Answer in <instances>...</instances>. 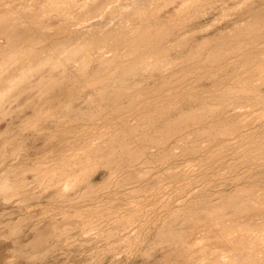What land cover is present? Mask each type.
<instances>
[{"label": "rangeland", "instance_id": "rangeland-1", "mask_svg": "<svg viewBox=\"0 0 264 264\" xmlns=\"http://www.w3.org/2000/svg\"><path fill=\"white\" fill-rule=\"evenodd\" d=\"M6 1L9 2V0H0V2H1L0 4L4 5L7 3ZM16 1L13 2V0H10V3H13L14 8L21 9V10L25 9L23 12H25L28 9V8L22 7L25 5L27 0L26 1L21 0V2H24V4L22 3V6L20 5L21 3L20 4L18 3L19 0L17 2ZM111 1L112 0H85V1L84 0L83 1L82 0H78V1L76 0V1L72 2V5L74 6L76 4V2H79L80 5L78 6V3H77L76 4L77 7L74 6V8H73V6L71 5V0H70V4L68 3L69 0H62L60 2L61 6L56 7L57 10H56V8H54V9L52 8L53 10H50V9L45 10V12L48 11V13H50V14H47V17L45 16L46 13L44 14V9L42 12H40L42 10L41 8H40L39 12H35V13H40L39 16L44 14L43 17L45 16L44 17L45 19L38 18V17H37V19H33V15H34L33 13L34 12H31L29 10H27L29 13L27 12L28 13L27 14L25 12V14H26V17H28V16H29V18L32 17V18H30V21H32L34 23V27L37 23H39V24H37V27H35V28H36V30L39 29L40 31L37 30L35 32L34 31L32 32V35H34V36L36 35L35 37H38L39 32H41L42 34H40V35H43V36L48 34V36L50 35V37H54V36L58 37L59 33H60V35L61 34L64 35L65 33L69 34L70 32H68V31H71L70 34L72 35V37H67V35L65 34V37L61 35L62 37L60 36L59 38L61 40L64 37V39L61 40L62 42L64 41V43L65 42H67L69 44L73 43L70 45L68 44L69 46H72V48H75L77 46L79 47V44L82 45L79 42H81V40L84 36H85L84 37L85 40H87V39L90 40V37H91L90 41H93L95 39V36H97L98 33H102V31L103 32L106 31V29H107L106 27H108L109 29L116 28L118 23L119 24L123 23L122 21H125L127 18H129V17L131 18V16L133 17L135 15L134 12L137 13V15L140 12V14L142 15L143 11L144 12L146 11L147 12L146 17L147 16L149 17L150 14H152V12H153V14L156 13L157 14L156 16H158V18L162 21V23L166 22L165 24L170 23L168 21H170L176 15L174 19H176L178 16V19H176L175 21L180 24L178 26H182V27H177L179 29V31L175 30L176 29L175 27L177 26L178 23L176 24V22H174L175 23V25L173 23L174 27L171 28L173 25L170 27V32H169L170 34L168 33L169 35L167 34L168 36H166V39L164 38L166 40V44H164L165 43L164 39L160 44L161 45L164 44L163 45L164 50L173 49V48H171V46L172 47L176 46L175 44H177V46L179 48L174 47L175 49H173L172 51L169 50L170 52H173L174 50H176L173 53H169V51L167 50L169 55L165 52V55H167V56L165 57L166 60L165 59L164 60L167 62L168 59L170 58L168 61V63L170 61H171L170 63H172V64H170V66L166 62L164 63L162 61L163 59L159 60V63L158 62L156 63V61H157L156 60L155 64L158 65V64H161V62H162L164 67L158 65V68H157V65H155L153 63L154 67H155V70H154L153 64H151L152 65L151 66V65H149V62L143 61L142 63H144V62L148 63V65H147L148 67L146 66L147 70L145 69V71H146L145 72L142 69V68H145V66L143 64H141L140 62H139L140 64L138 66L135 65L136 67H138L135 70L136 67L132 65V62L130 63V60H131L130 59L128 62L130 64L127 63L128 65L126 64L125 66H126V68H128L129 65H132L133 66L132 69L129 70L131 68L130 67L128 69V72H125V67H124L123 68L124 72H123V71L119 70V68L116 69V67H113V65H111L112 62L115 61L114 59L116 57L119 58V56H120L119 54L121 52L126 51V49H123L124 47L122 46L121 42L117 43L118 42L117 40H119L118 38H120L119 34H117L118 38L114 37L117 39V40H114V41H116V43L114 41H112L113 38H110V40L108 39L106 41V43H104V45L102 44V46H97L98 48L100 47L99 48L100 52L97 51V50H99L97 47H96L97 49L93 47L90 49L91 51L87 52V50H86L85 52L82 53V55H80L78 58L75 59V60H79L81 62H79V61L77 62L75 60H74L75 62H73V60H71L72 62L68 61L66 63L63 60V56H57L56 60L52 61V63L56 62V64H50V66H48V64H46L47 67L45 69L43 68L45 66H42V68H40L41 67L40 66L38 68L39 70L41 69L40 71L36 69L37 71H39V73H37V71L35 70V72L29 78H27V81L26 80H25V82L23 81V84L24 83L25 84L20 85L21 88L18 87L13 92L12 91L10 92V93H12V95L10 96V94H9L8 99L6 101V103L8 102L7 105H6V103H4L3 104L4 106H1V108H3V109L0 108L1 109V111H0V133L8 132V134H5V135L0 137V139H1L0 140V163H1L0 164V182H2L4 180L5 170L7 169V167L8 168L14 167V169H13L14 172L16 170L15 168H18L20 170L19 171L16 170L17 174L15 173L13 177L15 178L17 176L18 180H21V179H22V181L24 180L25 184H22L23 186L20 187L23 189V191H21V192L18 191L19 193L15 192L14 194L12 193L11 196H9V194L5 195V194L0 193V264H170V263L174 264L173 262L177 261L178 258H176V260L175 259L173 260V258L175 257L173 251H176V257H178L177 256V252H178V254H180L182 256L184 255V257H186V259H187L188 258L187 256L192 253L193 248H194V251L196 249L195 253L199 252L201 254V251L204 253L202 256L200 255V257L203 259V263H204L207 259L210 260L209 258H207L209 255H210V258H212L211 253L209 254L208 251H209V249L213 250L214 249L213 247H216V244H215V242L213 243L215 246L210 244V242L208 244H206L207 242H205V241H207V240L204 241V239H202L201 237H203V234H206L207 229L208 230H209V228L213 229L215 227L214 226L215 224L211 223L210 226H209V224H207L209 227L206 226L207 228H201L202 231H197L196 234L194 233L193 235L190 234L189 236H187V239L185 238L186 244L184 242H182L183 240L179 239L180 237H178V240H181L180 244L177 243V245H175V243H176L175 241H174L175 242L174 244L170 243V242H169L170 244H168L167 241H168L169 235L167 236V234L165 235V233H164V235L161 234L160 229L162 230V233H163L164 232L163 230H165V227L167 226V220H168L169 216L172 217L170 214H172L173 211L178 212V210H179L180 215L178 213L177 214L180 217H182V216H184L182 214L183 213L182 210L187 211L186 209H188V207L189 208L194 207V210H196L195 207H197V206L198 207L200 206L202 211H204V209L202 208L203 203H205L204 205L209 204V206H210V204H211V206H214V204L216 203V205L218 204L217 207L220 204L222 205V207H223V205H226L225 207H227L228 203L226 204V202H227V201H225L226 198H227V200L230 199L229 198L230 196H233V198H234L233 194H235V192L237 190H239L240 188H241V190H243L244 187H245L244 191L247 193H249V191H250V193L256 192V194L252 193V195H251L252 197H254L253 195H256L257 198H258V196H264V189H263L264 188V153H263L264 152V149H263L264 148V139H263L264 138V135H263L264 134V99H262V97L264 98V85H263L264 81L262 83L261 80H263V79H260L262 77L264 78V76H262L263 74L259 76L260 72L256 73L257 72L256 71L253 73V71H252L253 69L255 70V68H259L256 66L257 64L259 66H261L262 63L264 64V59H263V57H264V27H263V30L261 29V27H259V29H261L262 32L259 30L261 33H258L256 31L258 28L256 29V28H253L252 26H250L251 31L253 28V30L255 29V31L258 33L257 34L255 31H252L253 35L255 32L256 35L258 36L257 37L254 35L255 37H253V38H255V39H253L251 35H250L251 36V38H250V36H249L250 33H248V32H251V31L250 30L248 31L249 27L247 28V26L253 22L252 21L253 18H254V21L257 17L260 18L259 17L260 14L262 15V16L260 15L261 16L260 20L264 19V17H263L264 16L263 15L264 14V0H195V2L192 1L193 3L197 2V4H193L191 2V0H113L112 2ZM62 2L64 5L62 4ZM82 2H83V4H82L83 6L81 5ZM188 2H189V4H188ZM14 3L18 4L19 8L17 7L16 4L14 6ZM31 3H34V2H32V0H29V4H31ZM66 3L69 5V7H67L68 5ZM86 4H87V7L84 6ZM187 4L190 6H188ZM3 5H1V6H3ZM62 5H63V7H62ZM70 5L72 8L70 7ZM4 6H6V5H4ZM118 6L120 7V9ZM125 6L127 9L125 8ZM185 6H187V7H185ZM58 8H59V10H58ZM92 8H94V10ZM87 9L90 11L92 9V12L88 11ZM150 9H152V11H151V13H148V11ZM189 9H190V11H189ZM126 10L128 11L129 14H130V12L133 11L131 13L132 15L131 14L129 15L128 13H126L127 12ZM52 11H54V12H52ZM85 11H87V12H85ZM176 11H182L183 13H181V14H179L180 12L175 13ZM259 11H261V12H259ZM30 12L33 15H31ZM82 12L83 13L89 12L88 13L89 15L83 14ZM124 12L126 13L125 15H124ZM90 13H92V14L90 15ZM254 13H255V15H254ZM257 13H258V15H256ZM25 14H24V18L21 20L22 23H25L24 25H26V23L29 22V21H27V20H29V18L27 19L25 17ZM127 14H128V17L126 18ZM144 14L145 13H143V17L145 16ZM86 15H87V17H86ZM152 15L150 16V18L155 16V15L154 16H152ZM179 15H180V18H179ZM181 15H183V16H181ZM37 16H38V14H37ZM156 16H155V18H156ZM40 17H42V16H40ZM104 17L105 18L107 17V18L105 19ZM143 17H141V16L139 17V20H140L139 22L140 23L142 22V26L147 25V23H150L149 22L150 18L147 17L148 18V20H147V19H145L146 18L145 17L144 18L145 22H143L144 21ZM250 17H251V19H250ZM34 18H36V16H34ZM116 18H117V21L115 20ZM136 18H138V16ZM104 19H105V21H104ZM179 19H182L183 21L180 20L181 22H179ZM249 19H250V21H249ZM112 20L115 21L117 24L115 22H113ZM40 21H42V22H40ZM102 21H104V23H105V24L103 23L104 24L103 26H102ZM161 21H160V23H161ZM107 22H109V23L106 24ZM42 23H43V25H42ZM45 24L47 26L49 25V27L46 28ZM100 24H101V28H100ZM181 24H184V25H181ZM38 25L41 27H39ZM68 25L69 26L71 25L70 27L74 31H72V29ZM74 25H76V26H74ZM89 25H90V27H88ZM93 25H99V26H96L94 28ZM109 25L111 28L109 27ZM241 25H243V26L246 25V26L241 27ZM234 26H236V27L233 28ZM43 27H45V28H43ZM50 27H52V28H50ZM77 27L79 29H76ZM240 27L242 29L244 28L243 30H245V28H246L247 29L246 32H244L242 29H240ZM61 28H62V30H61L62 33H61V31H59ZM64 28H67V29L70 28L71 30L65 31ZM81 28H83V29L80 30ZM99 28L101 30H99ZM236 28H239V29H237V31L239 33L243 32L242 34L245 36H248V38L245 39V37L242 34H240V37L241 36L242 37L240 39H238L239 38L238 37L239 35H237L238 32L234 31V33L236 32L235 35H237L236 37H238V38L236 39V37H233L234 38V39H232L233 42L237 41V43L232 44L230 40H227L229 38L230 39L232 38L231 36H229V38H228L229 34H227V33L230 32V35L233 36L234 33H232V31H233V29L235 30ZM41 29L45 32V34L42 32ZM44 29H47V30L51 29V31L48 30L49 31L48 32L47 30L45 31ZM171 29H172V37H170ZM57 30L59 31V33L57 32ZM77 30L78 31L80 30V32L85 31L86 33L85 32L84 33L87 35L81 34L82 36L79 35V37H78L79 32ZM63 31L65 32L64 34H63ZM91 31H93V33ZM97 31H98V33H97ZM28 32H30V31L28 30ZM72 32H73V34L74 33L75 34L73 35ZM260 34L262 37L259 36ZM29 35H31V32ZM75 35L77 37H75ZM168 37H169V39H168L169 41L167 40ZM259 37H261V38H259ZM4 38L5 37L4 36L2 37V35H1L0 42L2 40V43H4L5 42L4 40L6 39V38L5 39ZM74 38H77V39H74ZM220 38H223L222 39L223 42L221 41ZM256 38H257V40H256ZM69 39H70V41L71 40H74V41L69 42ZM208 39H210V40L208 41ZM224 39H225V41H224ZM241 39H242V42H240ZM212 40H214V41H212ZM215 40H217L219 42H215ZM206 41L209 44L205 45V43H207ZM210 41L214 42V44ZM76 42H78L79 44L77 45ZM238 42H239L241 47L239 46ZM168 43L171 46H169ZM181 43H183L184 45H182ZM221 43L226 44V46H228V47H226L224 44L220 45ZM230 43L232 44V48L230 47V45H231ZM113 44L114 45L117 44L118 46H116V45L115 46H116V48L118 47V49L113 48V46H114ZM203 44L205 46H207V45H209V46L205 47ZM237 44H238V47H240V48L238 50L236 48L237 51L235 50L232 52V49L234 47H237L234 45H237ZM166 45H168V47ZM214 45L216 48H214ZM219 45H220V48L218 47ZM73 46H75V47H73ZM124 46L126 48V45H124ZM165 47H167V49ZM204 48L208 49L209 52L207 53V50ZM209 48L210 49L214 48V49L210 50ZM227 48H228L229 53L226 52V55H224L225 54L224 51H226ZM230 48H231V52L233 54L230 53ZM113 49H115V50L120 49V51H116L118 53H115V51ZM202 49H204V50H202ZM156 50H158V51H154V52H162L163 51L162 46L158 47ZM200 50H202V51L200 52ZM205 50H206V53L204 52ZM58 51H60V50L58 49ZM197 52L200 54H198V56L195 57L194 55H197L196 54ZM216 52H218V53L222 52L223 55L219 54V55H221V57L219 56L221 58V60L218 57V59H215L214 62H211V63H214V65H212V64H211L212 66L207 65L208 60H210L211 56L213 54H215ZM54 53H56V52H53L52 54H54ZM261 53H262V55H261ZM117 54H118V56H117ZM121 54H123V53H121ZM43 55H45V54H43ZM209 57H210V59H207ZM87 59L90 61L91 65L89 63L87 64V62H86V64H84V61H86ZM107 59L109 60L110 63L107 62ZM111 59H113V61H111ZM203 59H206L205 63H207V64L205 66H204L205 63H204ZM82 60H84V61H82ZM104 60H106V61H104ZM212 60L213 59H211L210 61H212ZM217 60H219L220 63ZM249 60H250V62H249ZM119 61H121V58L117 59L116 63ZM131 61H133V60H131ZM210 61H209V64H210ZM251 61L254 62V64ZM258 61L260 63H258ZM176 62H178V63H176ZM215 62H217V63H215ZM245 62L247 63V65L245 64ZM248 62L250 64L252 63L251 66H250V64H248ZM164 64L168 65L169 67L164 65ZM51 65H53L54 68H52ZM115 65H117V64H115ZM252 65H253V67H252ZM254 66H255V68H254ZM149 67H150V69H153L154 71L152 70L153 71L152 72L150 69H148ZM161 67H163V68H161ZM193 67H194V69H193ZM203 67H204V69H203ZM113 68H115L116 70ZM195 68H197V69H195ZM86 69H88V70H86ZM102 69L105 70V73L108 71V73H107L109 75L108 78L110 80H111V78H113L114 79V80L112 79L113 82H111L110 80H107V78H106V80H104V78H102V77L108 76V75H105V73H104V75H103V73H101V72H104ZM189 69L191 70V72ZM249 69H251V70H249ZM84 70H86L85 72L90 71V72H94V73H90V72L88 73L87 72L86 76L82 77V74H84V73H79V72H84ZM95 70H97V73L99 72V75L96 73ZM117 70H119L121 73H119V71H117ZM138 70L141 72L143 70L145 73L144 72H142V73L138 72V74L139 73H141V74H139L138 76L132 77L133 74L136 73ZM126 71H127V69H126ZM130 71L132 72V74H130ZM187 71H188V73H185V74H188V75H185L184 72H187ZM251 71H252V73H251ZM48 72H49V74H48ZM112 72H114V77L112 76L113 74H111ZM143 73H144V75H143ZM161 73L163 75H161ZM245 73L248 74V75L246 74L247 76L254 74L253 76H250V78L252 77L251 78L252 81L255 79V78L253 79L255 74H256L255 77L259 76L260 78L258 77L259 79L256 78V80H254L255 85L253 84V82L250 81L252 84V87L250 86L251 84L250 83L248 84L246 81L243 83L244 84L243 85L242 82L247 77V76L246 77L244 76ZM91 74H93V76L95 75L96 78H98L97 76L101 75V78L99 77V79L97 80L100 83L99 85H98L97 81H95V82L93 81V79H95V77L93 78V76ZM87 75H88V77H87ZM241 75H242V77H241ZM91 76L93 79H91ZM237 76L239 78H242L243 81H241V80L239 81V78ZM78 77L79 78L82 77V80L85 78L88 79L90 77L89 79H91V82L88 79L89 80L88 82H90L89 85L91 86V84L94 83L93 85L95 86V83H96L97 84L96 87L98 89L93 87V85H92L93 88L91 87V89H90V86H89V88L87 89V87L84 86L85 82H87V79H85L86 81L84 80L85 82L82 81L81 85L77 84V88L75 85H74L75 87H73V85H72V87L74 89H72V90L68 89L71 86V84L76 82L75 79ZM179 78H181L183 80H180ZM28 79H29V81H28ZM53 79L55 82L60 83L63 88L68 89V90L64 89L65 91L70 90V91H73V94H76V96H74L71 92V95L76 97L75 100H73V101H69V100H65V101L63 100L61 102L58 101L59 103H62L64 105H66V104L69 105L70 109L68 110V117L65 114H63V112L60 110V107H59L58 109L61 112L58 111L57 115L59 113H62L65 116H62V114H59V116H60L59 118L57 117V115H55V116L51 115V117L49 118V116L46 115L47 110L45 109L44 110L45 113L43 114L44 117H42V119L40 121L37 120L36 117L33 120L32 118H34V117H32V115L35 114V109L32 108L33 107L32 102H34V100L32 101V98L35 99V103L38 102L36 104H39V102H40L39 105H41V106L43 105V107H44V103H42L40 98L45 97L44 95H42L43 93L41 92L40 89H38L36 87V85L40 81H44L45 83H47L49 81H52ZM117 79H119V80H117ZM160 79H163V80H160ZM233 79L237 81L238 87L243 85V86H241V87H243L241 89H243L244 91H246L244 86L247 84H248L246 86L247 88H249V87H250V89L252 88L251 92L255 86V88L260 93V94L257 93V91L254 89L256 94L257 95L259 94V96H260L259 99L258 98H255V99H258L259 101L254 99V97L257 95H254V97H253V95L251 96L249 94V93H251L250 91L248 93H246L247 91L245 92L246 95L247 94L250 95V96H246L247 98L243 97L244 95L242 96V94L240 95L239 92H242V91L237 90L239 88L236 85H234V86L237 88H235V87L233 88V86L231 87V84L233 85V82H235ZM257 79L260 81L255 82V81H257ZM115 80H117V81L115 82ZM167 80H170V81H167ZM119 81H120V83H119ZM88 82L86 83V85L88 84ZM107 82H109V83L111 82V83L109 84ZM126 82L132 84V85L129 84L131 90H129V88H128L129 85L127 86L128 83H126ZM113 83H115V84H113ZM238 83H240L241 85H238ZM259 83H261V84H259ZM107 84H109V85H107ZM124 84L128 88V89L126 88V90L127 91L129 90L128 91L129 93H126L127 91L124 89ZM135 84L137 86H134ZM33 85H34V89H32ZM66 85H67V87H66ZM121 85H122V87L120 88ZM227 85H229L231 87V89L229 86L227 87ZM99 86L100 87L103 86L102 87L103 89L100 88ZM131 86H132V88H131ZM137 87H138V89H137ZM111 88H112V91H111ZM227 88H228V90H234L235 89L238 92L237 91L236 92L229 91L230 93H228V90H226ZM19 89H21L20 91L22 94L20 93ZM74 90H76V92ZM103 90H105V93L103 92ZM223 90H225V91H223ZM247 90H249V89H247ZM100 91L102 94H106V95L105 96L104 95L99 96L101 93H99V95H98V92H100ZM122 91H125V93L124 92L121 93ZM261 92H262V94H261ZM64 93H67V92H64ZM110 93H111V95H109ZM119 93L124 94V95L126 94V95L125 96L123 95V99L121 98L122 95L115 97ZM151 93H152V95H151ZM231 93H233L234 96H236L235 93H238L237 98L233 97V96H227L229 94L231 95ZM253 93H254V91H253ZM51 94L53 96L54 93H51ZM56 94L59 95V93H56ZM224 94H227V95H225L226 97L223 96V97H225V99L223 97L220 98V96L224 95ZM243 94H244V92H243ZM90 95H92V96H90ZM238 95L241 97L239 98ZM89 96L92 98L94 96H95L94 98H97L98 96L100 99H101V97H103V98L101 99V102L97 103L96 102L97 99L96 100L92 99ZM112 97L113 98L114 97L119 98V99H116V100H119V102L118 101H117L118 103L115 102L116 100H114ZM124 97L127 100H125ZM129 97L130 98L133 97L131 99L134 100V98H135V100H137V101L132 100L133 101L132 102ZM199 97L200 98L203 97V98L200 99ZM9 98H11V100ZM79 98H80V100H79ZM214 98H216V99H214ZM12 99L14 101H12ZM90 99H92V101H90ZM100 99H98V101H100ZM110 99L111 100L113 99L112 101H114L115 103L112 102ZM218 99H220V100H218ZM88 100L90 103L87 102ZM94 100L96 103L93 102ZM108 100H110V101H108ZM63 102H66V104ZM84 102H86V103H84ZM212 102H214V103H212ZM83 103H84V105H83ZM31 104H32V106H30ZM58 104H56V102H55L54 106H57ZM62 104H60V106H62ZM97 104H98V106H97ZM115 104H116V106H115ZM46 105L48 106V104H46ZM46 105H45V107L47 108ZM120 105L122 107V108H120V109H122V111L116 110L119 113H117V112L114 113L113 111H115V109H112V108L113 107L119 108ZM95 106H97V108H94ZM103 106H105V107H103ZM155 106H157V107H155ZM152 107L157 108L158 110H160V112L157 110L158 112L156 115V112H155L156 109L155 110L150 109ZM205 107H206V109H205ZM123 108H124V110H123ZM192 108L195 110H193ZM90 109L91 110L93 109L92 111L95 110L96 112H97V110H99V112L102 113V115L100 114L101 116L99 115V117H98L94 114L95 112H92ZM104 109L105 110L107 109L106 112ZM201 109L203 111L200 112L199 110H201ZM76 110H77V112H76ZM152 110H154V111H152ZM165 110H166V112H165ZM90 111H91V113L89 115ZM111 111H112V113H111ZM120 111H121V113H120ZM148 111L152 112V113L154 112V113L153 114L147 113ZM197 111H198V113L200 112L199 113L200 117H197L196 118L197 120L201 119V117H205L206 119H204L203 121L200 120L201 122L198 120V122H197L198 124H196V125L194 124V122H191L190 123L191 126H190V124L187 123L188 119L185 121L184 116H186V118L188 116H191V115H192L191 118L196 117L198 115ZM202 112L206 113V115L204 116L203 115L204 113H202ZM145 113H146V115H144ZM85 114L88 116H86ZM92 114H93V116H92ZM195 114H197V115L195 116ZM79 115L81 117L83 115V117H82L83 119L86 117L85 118L86 120L83 121V119ZM147 115H149V116H147ZM152 115H154V117L156 116L155 119H158V117H159V120H157V121H158V123L160 122V124L163 121L165 122L166 119H167V121H170V120L172 121V119H175V120L177 119V121L174 120L175 122H179L178 119L181 120L182 117L184 119H182L183 121L182 122L180 121L181 123H179V125H178L179 130L178 129L177 130L179 132L177 130L173 131L171 135H167V137L165 136V138H164V135H162L163 136L162 138L160 136V140L163 139V141L161 142V141H158L159 135L155 136V135H157L156 133H153V135H151L152 132L156 131L155 129H156V126L158 125L157 123H155V122H157L156 120H155V122H153V124L155 123L156 126H155V124L154 125L151 124L152 123L151 120L154 121V118L151 119V117H153ZM30 116H31V120L30 119L29 120L31 122L34 121L33 123H31L28 120V118H30ZM45 116H46V118H45ZM75 116L78 117L77 122L73 120V119H77V117L73 118ZM144 116H146L148 119V120L146 119L147 120L146 123L144 121L146 117H144ZM162 116L163 117L167 116V118L166 119L164 118V120H162ZM63 117L66 119V121L68 119H70L68 121L69 122L73 121L74 124L72 122L67 123L68 121L65 122V120L63 121ZM90 117H92L90 119L91 121H89ZM170 117H171V119H170ZM93 118H95L96 120L94 119L92 121ZM139 118H141V119H139ZM53 119H55V120H53ZM124 119H126V120H124ZM142 120H143V122L141 123L140 121H142ZM22 121L23 122L28 121V122H26L28 125L26 123H23ZM79 121H81V122L83 121V122L81 123ZM193 121H195V120H193ZM118 122L124 123V124L123 123L122 124L125 125L123 127V129H125V132L121 127L122 124H119ZM147 123H149V124H147ZM192 123H193V125H192ZM199 123H201V124H199ZM51 124H52V126H51ZM126 124L129 125V128H130V126H131V128L134 126L133 127L134 129L133 128L132 129H133V132L135 134L132 132V130H130L131 128L130 129L128 128V126ZM139 124L141 126H143V128L147 127L151 131H149L147 128H145V130L143 128H140L141 126ZM146 124L149 126H147ZM187 124H188V126H187ZM214 124H216L220 130L219 129L217 130L218 127L217 126H216L217 128L214 127L215 126ZM221 124L223 126L225 125L224 127L225 128L227 127V129L230 128L232 130L231 131L232 133L230 134V133H227V131H225V130L223 131L222 130L223 127H221L222 126ZM22 125H24V126H22ZM38 125L39 126L41 125V126L39 127ZM79 125H80V127H79ZM119 125H120L121 129L123 130V133L118 132L119 131L118 128H120V127H118ZM151 125H153V126H151ZM184 125H185V127H183ZM219 125H221V126H219ZM239 125H241V126H239ZM65 126L67 129H65ZM107 126L110 127L112 130L110 128H108ZM136 127H137L136 130H139L138 133L140 135L138 133L136 134V132H135ZM152 127L153 128L155 127L154 128L155 131L152 130L153 129ZM71 128H74V129L71 130ZM210 128H211V130L215 129V131L217 130L220 132L215 133V132H213V130L211 131ZM237 128L240 130H238ZM18 129H20V131ZM105 129H107V131H105ZM117 129H118V131H117ZM121 129H120V131H121ZM128 129H129V131H131V133L134 136L132 134L131 135L129 134L130 137H128L129 135H123L125 133L126 134L130 133V132H128ZM142 129L144 130L145 133H147L146 130L150 133V135H148L149 137H146L147 142L145 141L146 134L143 132ZM234 130H235V132H234ZM237 130H238V132H237ZM108 131L113 132V134H111L112 132L110 134L115 138V140L117 139V135H115L116 137L114 136L115 132L117 131L118 133H121L120 135L121 136L123 135L124 137L122 138L119 135L120 137H118V138H121V139L117 140V141L119 143H121L122 140H125L126 142L128 141V145H131V146L133 145L132 146L133 148L131 147V150H133V151L138 150V148L141 149V147H142V151H144V149L147 150V151H144V154L141 153V155H140L141 159L139 158L138 161L135 160V162H134V161H131L127 155H124L126 153L125 149H123V148L121 149L122 146H120V147L117 146L119 143L116 141V143H117L116 147H119V149H120L119 153L124 152V154L118 153L119 157L115 156L114 159L116 161H114V163H115L114 165H118V167L121 166V172H123L124 174L121 173L119 175L120 171H118L116 174L114 173V176L115 175H117V176H115L113 178L110 177V175L113 176L112 172H114L115 170L118 169V167L116 168V166H114V165H112L113 169L111 172H109V170H111L110 165H109L110 169L108 168V165H103L104 167L101 166V168H100V166H98L97 168L95 167L96 169L92 168V171H93V169L96 170V172L95 171L91 172L94 174H91L89 172L91 169L87 170V171H82V169L79 167L81 169L79 171L83 172L84 175L81 177V175L83 173H80V174H79V172L77 173V174H79L78 180L75 183H73V185L76 184L78 187L76 185H74V186H70L67 188L66 185L64 184L66 182H64L61 179L62 183L64 184V185L62 184V188L64 187L63 189H59V186H60L59 184H61V182L55 183V185H54V182L59 181V179H60L59 175H57L58 177L57 176L55 177L58 179H55L57 181H54V182L53 181L51 182V180L49 182L48 179L47 180L45 179V176H43L44 170L47 167L51 169V168H55L57 166V162H55V161L58 158L57 159H55V158L58 155L60 156L61 154L65 153L64 149H66L68 145H69L68 146L69 148L67 150H70V151H66V152L75 153V151H77V149H75V148H78L77 145H80L82 142H84L85 144L83 145V143H82L81 147L86 146L87 142H85V141L93 140L92 138H94L93 141L96 142L97 137L100 139H103L105 137V139H104V140H106L105 143L111 142V141H109L110 139H108V140L106 139V138H110L109 137L110 134ZM206 131H207V134H206ZM221 131H222V133H221ZM83 132H84V134H83ZM117 132H116V134H118ZM199 132H201V133L199 134ZM208 132H210V135H212V133L213 134L215 133L214 136H216V134H217V136L212 137L209 135ZM225 132L227 135L223 134ZM101 133H103L104 135H108V134L109 135H108V137H106ZM197 133H198V135H197ZM143 134H145V136ZM203 134H205V135H203ZM63 135H65V136H63ZM99 135H100V137H99ZM141 135L144 137H142ZM17 136H18V138H17ZM102 136H103V138H102ZM136 136H138V137H136ZM139 136H140V139L141 140L144 139L143 141H145L147 144H148V142L153 143V141L156 138H157L156 142H160V143H158V144L156 142L154 144L150 143V145H152V146L148 145L149 146L148 147V146H146L145 142H143L144 144L141 143L140 139H138ZM153 136H155V137H153ZM168 136H170V137H168ZM259 136H263V137L259 138ZM80 137H82V138L80 139ZM152 137L154 140L152 139ZM210 137H212V138H210ZM112 138H111V140H112V142H114L113 141L114 139H112ZM150 138H151V141H150ZM61 139H62V141H61ZM100 139H99L100 143L96 142V143H98L99 146H101L103 144V143L101 144V142H104L103 140L100 141ZM166 139H168V140L166 141ZM10 140L11 141L16 140V142L13 141L14 142L13 143ZM244 140H246V141H244ZM77 141H79L80 143ZM132 141H133V144H130ZM138 141H139V143H138ZM5 142H7L9 146ZM18 142H20V144H22V146H20L18 144ZM90 142L92 143L91 145H93V146L97 145L96 143H93L92 141H90ZM208 142H210V143H208ZM253 142H256L257 144L253 143ZM161 143H163V144H161ZM241 143H244L245 145L244 144L241 145ZM251 143H252V145L255 144V148H257L256 146L259 145L260 147L259 146L258 147L260 149L257 148V149H255V152H253L254 147L251 145ZM107 144H105V145H107ZM248 144H249V146H248ZM4 145H5V147H4ZM10 145H12V146H10ZM6 146H7V148H6ZM73 146H75V147H73ZM136 146L138 148H135ZM261 146L263 148H261ZM17 147H18V149H17ZM128 147L130 148V146H128ZM71 148H72V150H71ZM79 148H80V146H79ZM248 148H250V149H248ZM74 149H75V151H73ZM168 149L170 151H168ZM52 150H55V151L52 152ZM62 150H64V151H62ZM122 150H124V151H122ZM128 150H130V149H128ZM158 150H161V151H159L160 153L158 152ZM220 150H222V151H220ZM258 150H263V152L258 151ZM2 151L3 152L6 151V152H4V154H3ZM61 151H62V153H61ZM216 151H218V152H216ZM256 151L258 152V154H256L257 153ZM1 152L3 155L1 154ZM7 152H8V154H7ZM155 152L156 153L158 152V153L155 154ZM249 152H250V154L252 153L251 156H250ZM5 153L7 154L6 157H5ZM59 153H61V154H59ZM165 153H167L168 156L165 155ZM122 155H124L126 159L123 158ZM257 155H259V156H257ZM154 156L156 157V159ZM4 157H5V159H4ZM7 157H8V159H7ZM121 157L123 158V160ZM166 157H168V158H166ZM118 158L121 159V161L120 160L118 161L117 160ZM127 158L131 161L130 169H132V170L135 169L134 171L130 170V172H129V168H128L129 166L128 165H130V164H129V160ZM150 158H153V161H152V159L150 160ZM158 158H160V159H158ZM3 159H4V161H3ZM157 159L161 160V161H158ZM162 159H164V160L162 161ZM125 160H126L127 165L125 163ZM122 161H124V162L122 163ZM147 161L150 163L148 164ZM157 161H158V163H157ZM53 163H56V164H53ZM119 163L123 164L124 168L122 165H119ZM134 163H135V165H133ZM145 164H146V166H145ZM52 165H53V167H49ZM54 165H56V166H54ZM139 165L141 166V169L139 168L140 167ZM5 166H7V167H5ZM33 166L34 167L36 166L37 168L41 167L43 172H41V169H40V172L43 175L37 176L36 174L38 171H34L35 173L32 172V168H34ZM106 166L108 169L107 168L105 169ZM30 167H31V169L29 170ZM43 167H45V168L43 169ZM102 167H103V169H102ZM131 167H133V168H131ZM125 168H127L128 170L127 169L125 170ZM138 169L141 170L142 172L140 171L141 172L140 173ZM21 170H22V172L20 173V176L23 174L22 177H20L18 174V172H20ZM119 170H120V167H119ZM122 170H124V171H122ZM45 171H48V169H46ZM131 171L133 173H131ZM127 172L129 174L131 173L130 179L132 176L134 179L125 180L124 176L125 177L128 176V174L126 175ZM134 172H135V175H134ZM137 173H138V175H137ZM88 175H90V176L87 177ZM108 176L110 179L108 178ZM135 177L137 179H135ZM158 177H159L160 181H159ZM14 178H12V179L15 180ZM17 178H16V180H17ZM85 179L88 181L87 183H86ZM106 179L108 180V183H107L108 187L106 186ZM112 179H113V181H112ZM123 180H125L126 182H124ZM132 180H133V182H131ZM109 181H111L112 183ZM128 181H130V182L128 183ZM46 183H47V185H46ZM103 183L105 184L104 185L105 188L102 187ZM130 183H132V184H130ZM87 184L88 185L91 184L92 187L93 186L95 187V185H98V190L95 189L94 187H93V189L95 191H91L92 188L87 189V187H90ZM99 184L102 187L101 189L99 188V186H100ZM126 184H128V185H126ZM247 186H248V188L251 187V188H249L250 190H247L248 189ZM252 186L253 187L260 186V187L255 188L256 191H254ZM73 187H75V188L72 189ZM83 187H86V189ZM60 188H61V186H60ZM69 189H70V191L72 189V191L70 192ZM136 189H138V190H136ZM140 189L142 190L141 192L139 191ZM252 189H253V191H252ZM73 190H74V192H73ZM75 190H76V192H75ZM77 190H79V191H77ZM80 190L81 191L83 190L84 192L83 191L82 192L84 194H85L86 190H89V192L91 191L93 193L95 192L96 194H92L91 192L90 193L87 192L86 195H83V193H81ZM99 190H100V193L98 192ZM241 190L237 191V193L240 196V198H242L243 200H245L247 202H244V201L241 202L240 201L241 199L239 198L240 199V200H238V202L240 201L239 204L240 203L241 204L242 203L248 204V202L251 204V202L255 200L256 196L254 197V200H252L251 196H250L251 198L246 197L248 195L247 193H246L247 194L246 196L244 193V197H242L243 194L239 193ZM61 191H62V193H59ZM244 191H241V192H244ZM67 192L69 194V197L71 196L72 198H73V196L75 197V193H77L76 194L77 197L73 198V200H75V199L77 200L78 194L81 193L82 195H79L80 196L79 198L82 202L80 200H78L79 202L77 203V202H75L76 201L75 200L74 201L76 203L75 204L74 202H72L73 201L72 199H71L72 201H70L71 197L70 198L67 197L68 196ZM250 193H249V195H250ZM59 194H62V195L59 196ZM90 194H91V196H90ZM229 194H231V195H229ZM87 195L90 198H88ZM92 195H96L95 198H98L99 200L95 199ZM81 196L82 197L85 196L88 199H86L85 197H83L81 199ZM63 197H65V199H66V197L68 198L67 201L69 202V204L66 206L64 204H67L68 202L66 200L62 201V200H64ZM222 197H223V199H222ZM207 198H209V199H207ZM257 198L253 202V205L258 200ZM84 199H86V201ZM221 199L223 202H225V204L221 203L222 202ZM235 199H238V197L237 198L235 197ZM250 199H251V201H250ZM83 200H84V202H83ZM94 200H96V201L98 200L97 203H95L96 201L94 202ZM196 201H197V203H196ZM198 201H201V202L207 201V203L203 202L201 205V202H200V205H199ZM190 202H192L191 206L189 204ZM193 202L196 204H194ZM187 203L189 204L188 207H187V205H188ZM236 203H237V200H236ZM77 204H81V205L77 206ZM192 204H194V206ZM110 205H112V206H110ZM91 207H92V210H90ZM112 207H114V208H112ZM184 207L186 209H182ZM204 207L206 208L208 206H204ZM233 207L234 206H228V209L225 208L226 209L225 211H224V209H222L223 212L220 213V215H222V217L225 216L226 218L233 216V215H231V213H236V210H237V207L235 206L236 210L234 209L235 210V212H234ZM97 208L99 210H95V213L97 214L96 215L93 210L97 209ZM200 208H198V209L200 210ZM198 209H197V211H198ZM206 209L208 210L209 207ZM206 209H205V211H206ZM89 210H90V212H89ZM78 211L79 212L84 211L83 214L86 211L87 213H89L90 216L87 215V213H86V214H84V217H83L82 214H81L82 216L77 214V213H79ZM202 211H200L201 212L200 216L204 217L205 214ZM62 213L65 215L63 216ZM225 213L227 215H225ZM68 214H71V215H68ZM76 214L79 216H77ZM59 215H61V216H59ZM67 215H68V218L73 217V215L75 217L71 218V219L70 218L66 219ZM85 215H86V217H85ZM91 215H93L94 217L93 216L91 217ZM76 216L78 217V219L76 218ZM80 216L82 218H84V220L82 218H80ZM258 216H260V217H257L256 219L252 218V221H247L246 224L252 223L253 225H257V226L261 225L262 226L264 224V213L262 215L260 214ZM63 217H65V219ZM180 217L178 219L183 220ZM62 218L64 220H62ZM86 218H88V219L93 218V219H90L93 221L89 220L90 222L89 223L86 222L87 224L85 225V221L86 220L88 221V219H86ZM182 218H184V217H182ZM51 219L52 220L54 219V221H51ZM57 219H60V220L57 221ZM121 219H123L122 223H121V221H122ZM82 220H83V222H82ZM165 220H166V224H163V222H165ZM171 220H174V219L170 218L168 223ZM180 220L179 221L177 220V222H180V224H181ZM49 221L51 222V226L53 225L52 228L50 226ZM177 222H175V223H177ZM47 223H49V224H47ZM56 224H57V226H56ZM63 224H64V226H63ZM175 225H178V224H175ZM45 226H47V229ZM48 226L51 229L48 228ZM115 226H117V227H115ZM191 226H193V225H191ZM65 228L67 230H65ZM55 229H57V232ZM50 230H55L53 232H55L54 234H56L58 236L51 234V232L48 233ZM63 230H64V234H63ZM65 231H67V232H65ZM59 234L61 236H59ZM157 234H159L163 238H164V236L165 237L167 236V238L162 239V237H160L159 235L157 236ZM41 235L43 236V238L38 239ZM257 235L262 237V238H260L261 242L260 241L259 242L261 244H263L264 243V240H263L264 232L261 231ZM156 236H157V238H156ZM190 237L193 238V240H194L193 242L195 244L197 243L196 245H194L195 247L190 246L191 247L190 248L187 245L188 243L191 244V242L187 241L188 239L190 241H192L191 240L192 238H190ZM170 238H171V240H173L172 239L173 237L170 236L169 239ZM160 239H161V241H160ZM165 239H167V240H165ZM200 239H202L203 241L201 240V242H200ZM163 240L166 241L165 243L167 245H165ZM196 240L197 241L199 240V241L197 242ZM214 240L215 239H213L212 242ZM262 241H263V243H262ZM202 242H204L203 247H202ZM181 243L185 244L186 246L184 245V246H181V248H179V245H181ZM216 243H218V242L216 241ZM172 244L175 247L176 246L177 247L174 248L172 246ZM205 244L208 245L207 247H209L206 252H205L206 249H204V248H206ZM209 244L212 245L213 247L210 248ZM261 244H260V246H261ZM169 245H171V247L173 249H176V250L172 251V248L170 249ZM191 245H193V244H191ZM204 245H205V247H204ZM168 246H169V248H168ZM197 246H199V247H197ZM246 247H244L243 249L245 250ZM186 248L187 249L190 248V251L192 250L191 253L188 252L189 250H185ZM179 249H181V252ZM216 249H218V253L216 251H212V252H214V253H212V255L216 253L220 257L215 256V258H212V260L213 259H219V258L221 259V257H222L221 254L219 253L220 252L219 248H215V250ZM244 250H240L238 253V256H239L238 258H240L241 260L243 258L245 259L247 256H249V253H250L248 251L249 253L246 254L248 247L246 248L245 251ZM182 251L185 253H183ZM241 251H242V254L240 253ZM186 252L189 253V254H187V256H186ZM243 252L247 256L245 254H243ZM195 253H193V254H195ZM199 253H197L198 255L197 254L194 255L195 258H197L196 260L193 256V254H192L193 257L190 255V258L192 257V258H194L195 261H197V260L199 261V259H200ZM205 253H206V255H205ZM170 254L171 255L173 254V255L171 256ZM239 254L242 256L244 255V256L241 257ZM182 256H180L179 259H183L184 257L182 258ZM198 257H199V259H198ZM192 258H191V260L188 258L187 259L188 261L184 259L183 260L184 263L182 262V260L180 261L178 259V263L180 261L179 264H185V262H186V264H192V263H190L193 260ZM169 259H171L173 261L171 262V260L169 261ZM202 259H200V261ZM225 259L228 260V257H226ZM163 262H165V263H163ZM175 263L178 264L177 262H175ZM203 263L201 261L200 264H203ZM193 264H195V263L193 262Z\"/></svg>", "mask_w": 264, "mask_h": 264}, {"label": "bare ground", "instance_id": "bare-ground-1", "mask_svg": "<svg viewBox=\"0 0 264 264\" xmlns=\"http://www.w3.org/2000/svg\"><path fill=\"white\" fill-rule=\"evenodd\" d=\"M14 1H16V0H13V2ZM18 1V0H17ZM16 1V2H17ZM24 1V0H23ZM26 1V0H25ZM62 0H32V2H34V3H31V4H29V0H27L26 1V3H25V5L24 6H22V3L24 4V2H21V0H19V4L22 6V7H25V8H28L27 10H29V11H31V12H34L33 14L31 13V15H33V19H37V17L38 18H42V19H45L44 17L46 16L47 17V14H50V13H48V11H46L45 12V10H47V9H50V10H53L54 8H56V7H59V6H61V4H60V2H61ZM74 1H76V0H71V5H72V2H74ZM78 1V0H77ZM83 1V0H82ZM85 1V0H84ZM113 1V0H112ZM111 1V2H112ZM192 1H194L195 2V0H191V2ZM7 2V1H6ZM31 2V1H30ZM190 2V1H189ZM189 2H188V4H189ZM1 3V2H0ZM10 0H9V2H7L6 4H4V5H6V6H4L3 4H0V37H1V35H2V37L4 36L5 38V42L4 43H2V40H1V42H0V108H1V106H4L3 104L4 103H6V101H7V99H8V96H9V94H10V96L12 95V93H10L11 91L13 92L14 90H16L18 87L19 88H21L20 87V85H24L23 84V81L25 82V80L27 81V78H29L34 72H35V70L37 69V70H39L38 68L40 67V68H42V66H45V67H43L44 69L47 67V65L46 64H48V66H50V64H56V62L54 63H52V61L53 60H56V57L57 56H63V60H64V62H70L71 60H73V62H75V61H79V60H75L76 58H78L80 55H82V53L83 52H85L86 50H87V52H89V51H91L90 49L91 48H96L97 46H102V44L104 45V43H106V41L109 39L110 40V38H113L112 39V41H114V40H117L116 38H118V35L117 34H119V37L120 38H118L119 40H117L118 42L117 43H119V42H121V44H122V46L124 47H122L123 49H126V51H124V52H121V53H123V54H119L120 56H119V58H115L114 60V62H112V64L111 65H113V67H116V69H118L119 68V70H121V71H123V68L125 67V72H128V69L129 70H131L132 69V67L133 66H138L140 63L141 64H143L144 66H145V68H142L144 71H145V69H146V66L148 65V63H142L143 61H146V62H149V65H151V64H155V61H156V63L158 62L159 63V60H162L164 63L166 62L165 60H166V56L167 55H165V52L168 54V51L170 50H168L167 49V47H168V45L169 46H171L169 43H168V45H166L167 47H165L167 50H164V48H163V45L164 44H166V36H168L170 33V27L173 25V23L174 22H176L175 20L176 19H178V16H177V18L176 19H174L175 18V16H174V18H172L170 21H168V22H170V23H168V24H165V23H162V21L158 18V16H156L157 14L155 13V14H153V12H152V14H150V16L152 15V16H156V18H155V16L154 17H152V18H150V16L148 17V18H150V23H147V25H143L142 26V22L140 23L139 21V17L141 16V17H143V13H145L144 15V17H143V22H145V19H147L148 20V18L146 17V15H147V12L145 11H143V13H142V15L140 14V12H139V14L137 15V13H135L134 12V16L132 17L131 16V18L129 17V18H127L128 17V11L126 12V13H128L127 14V16H126V20L125 21H122L123 23H118V25H117V27L116 28H113V29H109L108 27H106L107 29H106V31H102V33H98V31H97V36H95V39L93 40V41H90L91 40V37H90V40H85V36L82 38V40H81V42H79V43H81L82 45H80L78 42H76L77 43V45L79 44V47L77 46V47H75V46H73V47H75V48H72V46H69L70 44H73V43H67V42H65L64 43V41L62 42L61 40L62 39H64V37H65V32L63 31V34L64 35H62V36H64L61 40H60V33H59V31H61L62 30V28L58 31L57 30V32L59 33L58 35V37H50V35L48 36V30H50L51 31V29H44L45 31L47 30L48 32L46 33L47 35H40V34H42L41 32H37L38 34V37H35L34 35H32V32L34 31H40L39 29H37L36 30V28L35 27H37V24H39V23H37L36 25H35V27H34V23L32 22V21H30V18H32V17H30L29 18V16L28 17H26V14H25V12L27 13L28 11L26 10L25 12H23L24 10H21V9H17V8H14L13 7V3H10ZM69 4H70V0H69V2H68ZM78 3V6L80 5L79 4V2H76V4ZM93 3V2H92ZM193 3V2H192ZM191 3V4H192ZM12 4V5H11ZM15 4L16 3H14V6H15ZM62 4H63V2H62ZM67 4V3H66ZM76 4L74 5L75 7H77L76 6ZM83 4V2L81 3V5ZM126 4V3H125ZM187 4V5H188ZM193 4H197V2L196 3H193ZM1 5H3V6H1ZM17 5V7L19 8V5L18 4H16ZM64 5V4H63ZM63 5H62V7H63ZM68 5V4H67ZM71 5H70V7H71ZM73 6V5H72ZM74 6H73V8H74ZM83 6V5H82ZM84 6H86L87 7V4L86 5H84ZM91 6V5H90ZM188 6H190V5H188ZM21 7V8H22ZM67 7H69V5L67 6ZM119 7V6H118ZM185 7H187V6H185ZM193 7V6H192ZM196 7V6H195ZM40 8L42 9L40 12H42L43 11V9H44V14L46 13V15L43 17V15L44 14H42V15H40V16H42V17H40L39 16V14L40 13H35V12H39V10H40ZM53 8V9H52ZM72 8V7H71ZM85 8V7H84ZM83 8V9H84ZM124 8V7H123ZM125 8H126V6H125ZM190 8V7H189ZM23 9V8H22ZM90 9V8H89ZM93 10H94V8H92ZM92 9H91V11L90 10H88V11H90V12H92ZM119 9H120V7H119ZM127 9V8H126ZM147 9V8H146ZM191 9V8H190ZM190 9H189V11H190ZM194 9V8H193ZM56 10H57V8H56ZM58 10H59V8H58ZM82 10V9H81ZM144 10V9H143ZM192 10V9H191ZM55 11V10H54ZM54 11H52V12H54ZM62 11V10H61ZM83 11V10H82ZM142 11V10H141ZM148 11V10H147ZM150 11V12H149ZM148 11V13H151V11H152V9H150ZM50 12V11H49ZM63 12V11H62ZM85 12H87V11H85ZM124 12V15L126 14ZM130 12V11H129ZM133 12V11H132ZM132 12H130V14L132 13ZM178 12H180L179 14H181V13H183L182 11H176L175 13H178ZM258 12V11H257ZM259 12H261V11H259ZM29 13V12H28ZM27 13V14H28ZM83 13V12H82ZM89 13V12H88ZM88 13H83V14H87V15H89ZM256 13V12H255ZM255 13H254V15H255ZM24 14H25V17L28 19L29 18V20H27V21H29V22H27L26 23V25H24L25 23H22L21 22V20L24 18ZM37 14H38V16H37ZM65 14V13H64ZM82 14V15H83ZM92 13H90V15H91ZM129 14V15H130ZM30 15V14H29ZM30 15V16H31ZM87 15H86V17H87ZM132 15V14H131ZM138 16V18H136L137 16ZM149 15V14H148ZM250 15V14H249ZM253 15V16H254ZM256 15H258V13L256 14ZM261 15V14H260ZM259 15V17L261 18V16ZM264 15V14H263ZM34 16H36V18H34ZM136 16V17H135ZM181 16H183V15H181ZM146 17V18H145ZM173 17V16H172ZM264 17V16H263ZM25 18V19H26ZM105 18V17H104ZM107 18V17H106ZM105 18V19H106ZM124 18V17H123ZM145 18V19H144ZM158 18V19H157ZM179 18H180V15H179ZM247 18V17H246ZM253 18V17H252ZM258 18V17H257ZM255 19V21H254V18H253V22L251 23V24H249L248 26H247V28H248V31L250 30L251 31V28H250V26H252L253 28H258L256 31L258 32V33H261L262 32V30H263V27H264V19H262V20H260V18H258V19ZM105 19H104V21H105ZM110 19V18H109ZM108 19V20H109ZM114 19V18H113ZM250 19H251V17H250ZM250 19H249V21H250ZM32 20V19H31ZM116 21H117V18L115 19ZM183 21L182 19H179V22H181V21ZM35 21V20H34ZM38 21V20H37ZM104 21H102V26L105 24L104 23ZM107 21V20H106ZM113 21V20H112ZM160 21H161V23H160ZM21 22V23H20ZM40 22H42V21H40ZM113 22H115V21H113ZM121 22V21H120ZM245 22V21H244ZM101 23V22H100ZM104 23V24H103ZM109 22H107L106 24H108ZM116 23V22H115ZM178 22H176V24H177ZM41 24V23H40ZM117 24V23H116ZM144 24V23H143ZM146 24V23H145ZM170 24V25H169ZM185 24V23H184ZM184 24H181V25H184ZM238 24V23H237ZM241 24V23H240ZM23 25V26H22ZM42 25H43V23H42ZM46 25V24H45ZM92 25V24H91ZM141 25V26H140ZM174 25H175V23H174ZM174 25L171 27V28H173L174 27ZM178 25H180L179 23L177 24V26L175 27L176 29L175 30H178L179 31V29L177 28V27H182V26H178ZM186 25V24H185ZM39 26V25H38ZM65 26V25H64ZM69 26V25H68ZM67 26V27H68ZM71 26V25H70ZM69 26V27H70ZM74 26H76V25H74ZM94 26V28L96 27V26H99V25H93ZM106 26V25H105ZM243 25H241V27H242ZM246 26V25H245ZM245 26H243V27H245ZM4 27V28H3ZM39 27H41V26H39ZM47 27H49V25L47 26L46 25V28ZM56 27V26H55ZM88 27H90V25L88 26ZM87 27V28H88ZM109 27H110V25H109ZM236 26H234L233 28H235ZM238 27V26H237ZM240 27V29H242ZM259 27H261V29H259ZM43 28H45V27H43ZM42 28V29H43ZM50 28H52V27H50ZM71 28V27H70ZM67 29V28H64L65 29V31H68V30H71V29ZM93 28V27H92ZM98 28V27H97ZM100 28H101V24H100ZM99 28V30H101ZM111 28V27H110ZM253 28H252V31H255V29L253 30ZM41 29V30H42ZM54 29V28H53ZM59 29V28H58ZM67 29V30H66ZM76 29H79L78 27L76 28ZM83 28H81L80 30H82ZM86 29V28H85ZM91 29V28H90ZM237 29H239V28H236L235 30L233 29V31H232V33H234V31H237ZM244 29V28H243ZM242 29V30H243ZM28 30L31 32V35H29L30 34V32H28ZM80 30L78 31L79 33H78V37H79V35H81V34H85L84 32H80ZM87 30V29H86ZM96 30V29H95ZM105 30V29H104ZM232 30V29H231ZM246 28H245V30H243L244 32H246ZM261 32H260V31ZM72 31H74L73 29H72ZM76 31V30H75ZM177 31V32H178ZM247 31V32H248ZM248 32V33H250L249 34V36L251 35L252 36V38L253 37H255V36H257L256 35V33L254 32V35H253V32ZM42 32L45 34V32L42 30ZM68 32H70L71 33V31H68ZM92 33H93V31H91ZM90 32V33H91ZM100 32V31H99ZM238 32V31H237ZM29 33V34H28ZM61 33H62V31H61ZM69 33V34H70ZM169 33V34H168ZM231 33V34H232ZM243 32H241V33H237V35H239L238 37H236L237 35H235L236 34V32L234 33V35L232 36V35H230V32L229 33H227V34H229L228 35V38H229V36H231L232 38L230 39H227V40H230L231 41V43L233 44H235V43H237V41L236 42H233V40L232 39H234L233 37H236V39L238 38V39H240L241 37H240V34H242ZM247 33V34H248ZM257 33V34H258ZM36 34V33H35ZM69 34H66L67 35V37H72V35L70 36ZM72 34H73V32H72ZM75 34V33H74ZM73 34V35H74ZM89 34V33H88ZM168 34V35H167ZM245 34V33H244ZM246 34V35H247ZM85 35H87V34H85ZM117 35V36H116ZM243 35V34H242ZM61 36V37H62ZM82 36V35H81ZM244 37H245V39L246 38H248V36H245V35H243ZM251 36H250V38H251ZM259 36H261V34L259 35ZM75 37H77L76 35H75ZM114 37H116V38H114ZM170 37H172V29H171V35H170ZM258 37V36H257ZM262 37V36H261ZM261 37H259V38H261ZM87 38V37H86ZM89 38V37H88ZM165 38V39H164ZM174 38V37H173ZM258 38V39H259ZM3 39V38H2ZM67 39V38H66ZM74 39H77V38H74ZM79 39V38H78ZM163 39L165 40L164 42V44H160L162 41H163ZM169 39V37L167 38V40ZM171 39V38H170ZM221 39V41H222V39L223 38H220ZM235 39V40H236ZM244 39V38H243ZM253 39H255V38H253ZM210 39H208V41H209ZM248 40V39H247ZM256 40H257V38H256ZM66 41V40H65ZM71 41H74V40H71ZM70 41V39H69V42H71ZM169 41V40H168ZM212 41H214V40H212ZM212 41H210V42H212ZM220 41V42H221ZM224 41H225V39H224ZM249 41V40H248ZM115 43H116V41H114ZM207 42V41H206ZM215 42H219V41H217V40H215ZM223 42V41H222ZM240 42H242V39L240 40ZM247 42V41H246ZM213 44H214V42H212ZM211 43V44H212ZM230 43V44H231ZM244 43V42H243ZM69 44V45H68ZM126 45V48H125V46L124 45ZM182 45H184L183 43H181ZM180 44V45H181ZM206 44H209L208 42L207 43H205V45ZM219 44V43H218ZM222 44H224V43H221L220 45H222ZM232 44L230 45V47L232 48ZM238 44H239V42H238ZM238 44L237 45H234V46H237V47H234L233 49H232V52L233 51H235L236 50V48H237V50L241 47L240 46V44H239V46L240 47H238ZM114 45V44H113ZM116 46H118L117 44H115ZM113 46V48H116V46ZM160 45V46H159ZM176 46H171V48H173V49H175V48H177L178 46H177V44H175ZM204 45V44H203ZM204 45V46H205ZM220 45L218 46L219 48H220ZM225 46H226V44H224ZM229 45V44H228ZM162 46V49H163V51L162 52H154V51H158V50H156L158 47H161ZM209 45H207V46H205V47H208ZM211 46V45H210ZM213 46V45H212ZM217 46V45H216ZM175 47V48H174ZM226 47H228V46H226ZM98 48V47H97ZM96 48V49H97ZM100 48V47H99ZM98 48V49H99ZM120 48V47H119ZM121 48V49H122ZM170 48V47H169ZM179 48V47H178ZM214 48H216L215 47V45H214ZM214 48H212V49H210V50H213ZM218 48V49H219ZM231 48H230V53H232L231 52ZM58 49L60 50V51H58ZM116 49H118V47L116 48ZM122 49V50H123ZM173 49H171L170 51H172ZM182 49V48H181ZM204 49H206V48H204ZM204 49H202V50H204ZM114 51H115V53H118V52H116V51H120V49L119 50H115V49H113ZM161 50V49H160ZM202 50H200V52L202 51ZM207 50V53L209 52L208 51V49H206ZM206 50L204 51L205 53H206ZM236 50V51H237ZM97 51H99L100 52V49L99 50H97ZM169 51V53H173L174 51H176V50H174L173 52H170ZM197 51V50H196ZM222 51V50H221ZM53 52H56V53H54V54H52ZM199 52V51H198ZM196 53L197 55H194L195 57L196 56H198V54H200V53ZM211 52V51H210ZM219 52V51H218ZM218 52H216L215 54H213L212 56H211V59H213L212 61H210L211 59H210V57L209 58H207V59H210V60H208V64L207 63H205V61H206V59H203V61H204V66L207 64V65H214V63H211V62H214L215 61V59H218V57L220 56L221 57V55H223L222 54V52H220V53H218ZM226 52L227 53H229V51H228V48L226 49V51H224V55H226ZM204 53V54H205ZM43 54H45V55H43ZM202 54V53H201ZM210 54V53H209ZM219 54H221V55H219ZM233 54V53H232ZM259 54V53H258ZM169 55V54H168ZM229 55V54H228ZM261 55H262V53H261ZM117 56H118V54H117ZM189 56V55H188ZM230 56V55H229ZM169 57V56H168ZM219 57V58H220ZM228 57V56H227ZM121 58V61H119V62H117L116 63V60L117 59H120ZM187 58V57H186ZM185 58V59H186ZM194 58V57H193ZM225 58V57H224ZM223 58V59H224ZM90 59V58H89ZM126 59V60H125ZM133 60V61H131V60ZM165 59V60H164ZM168 59V58H167ZM170 59V58H169ZM169 59H168V61H169ZM195 59V58H194ZM263 59H264V57H263ZM75 60V61H74ZM85 60V59H84ZM84 60H82V61H84ZM88 60V59H87ZM84 61V64H86V62H87V64L89 63L90 64V61L88 60V61ZM129 60H130V63L132 62V65H129V67L128 68H126V64L129 62ZM192 60V59H191ZM196 60V59H195ZM220 60H221V58H220ZM104 61H106V60H104ZM111 61H113V59H111ZM168 61L166 62V63H168ZM186 61V60H185ZM193 61V60H192ZM199 61V60H198ZM209 61H210V64H209ZM217 61H219V60H217ZM72 62V61H71ZM76 62V63H77ZM79 62H81V61H79ZM107 62H109V60L107 59ZM140 62V63H139ZM171 62V61H170ZM168 63L169 64V66H170V64H172V63ZM194 62V61H193ZM222 62V61H221ZM249 62H250V60H249ZM248 62V64H250ZM252 62V61H251ZM104 63V62H103ZM102 63V64H103ZM110 63V62H109ZM108 63V64H109ZM117 64V65H115V64ZM130 63H128V64H130ZM176 63H178V62H176ZM175 63V64H176ZM184 63V62H183ZM215 63H217V62H215ZM219 63H220V61H219ZM253 64H254V62H252ZM251 63V64H252ZM256 63V62H255ZM258 63H260L259 61H258ZM83 64V63H82ZM83 64V65H84ZM101 64V63H100ZM127 64V65H128ZM154 64H153V67H154ZM162 64V65H161ZM161 64H158V65H160V66H163V63L161 62ZM201 64V63H200ZM245 64L247 65V63L245 62ZM251 64H250V66H251ZM257 64V63H256ZM91 65V64H90ZM110 65V66H111ZM115 65V66H114ZM155 65H157V64H155ZM158 65H157V68H158ZM164 65H166V64H164ZM211 65V66H212ZM218 65V64H217ZM52 66V68H54L53 67V65H51ZM135 66V67H136ZM152 66V65H151ZM150 66V67H151ZM166 66H168V65H166ZM168 66V67H169ZM183 66V65H182ZM196 66V65H195ZM216 66V65H215ZM257 67H259V68H255V66H254V68H255V70L253 69L252 71H253V73L254 72H256V73H259V76L260 75H262V76H264V64L262 63V65L261 66H259L258 64L256 65ZM102 67V66H101ZM148 67V66H147ZM150 67L148 68V69H150ZM164 67V66H163ZM163 67H161V68H163ZM176 67V66H175ZM199 67V66H198ZM202 67V66H201ZM208 67V66H207ZM247 67V66H246ZM252 67H253V65H252ZM251 67V68H252ZM51 68V69H52ZM104 68V67H103ZM121 68V69H120ZM138 67H136L135 68V70L137 69ZM152 68V67H151ZM191 68V67H190ZM210 68V67H209ZM105 69V68H104ZM104 69H102L104 72H101V73H103V75H104V73H105V70ZM113 69H115V68H113ZM115 69V70H116ZM126 69H127V71H126ZM134 69V68H133ZM140 69V68H139ZM193 69H194V67H193ZM195 69H197V68H195ZM199 69V68H198ZM203 69H204V67H203ZM36 70V71H37ZM41 70V69H40ZM39 70V71H40ZM50 70V69H49ZM81 70V69H80ZM86 70H88V69H86ZM86 70H84V72H79V73H84V74H82V77L83 76H86V74H87V72H85ZM98 70V69H97ZM97 70H95L96 71V73H97ZM119 70H117V71H119ZM142 70V72H144ZM147 70V69H146ZM151 71L153 70V69H150ZM154 70H155V67H154ZM153 70V71H154ZM157 70V69H156ZM160 70V69H159ZM190 70V69H189ZM188 70V71H189ZM249 70H251V69H249ZM39 71H37V73H39ZM52 71V70H51ZM107 71V70H106ZM152 71V72H153ZM178 71V70H177ZM188 71L187 72H184V74L185 73H188ZM196 71V70H195ZM252 71H251V73H252ZM50 72V71H49ZM49 72H48V74H49ZM90 72V71H89ZM88 72V73H89ZM124 72V71H123ZM136 72V71H135ZM138 72H141V71H137L136 73H134L133 74V76L132 77H134V76H138L139 74H141V73H139L138 74ZM146 72V71H145ZM144 72V73H145ZM160 72V71H159ZM190 72H191V70H190ZM193 72V71H192ZM90 73H94V72H90ZM108 73V71L105 73V75H108L107 74ZM119 73H121L120 71H119ZM144 73H143V75H144ZM149 73V72H148ZM98 75H99V72L97 73ZM96 74V75H97ZM111 74H113L112 76L114 77V72H112ZM130 74H132V72L130 71ZM136 74V75H135ZM150 74V73H149ZM183 74V75H184ZM190 74V73H189ZM192 74V73H191ZM247 73H245L244 74V76L246 77L247 75H246ZM80 75V74H79ZM92 76H93V74H91ZM125 75V74H124ZM146 75V74H145ZM161 75H163L162 73H161ZM185 75H188V74H185ZM254 74H252V75H249V76H247L245 79H244V81L242 80V78H239L238 76V78H239V81L241 80V81H243L242 82V84L246 81L248 84L250 83L251 84V82H253V84H254V80H256V78H258L259 76H257V77H255L256 76V74H255V76L253 77V81L251 80V78H250V76H253ZM90 76V75H89ZM92 76H91V79H93L94 77H95V75L93 76V78H92ZM111 76V75H110ZM141 76V75H140ZM179 76V75H178ZM177 76V77H178ZM190 76V75H189ZM188 76V77H189ZM243 76V77H244ZM82 77H78V78H76L75 79V81L76 82H74L73 84H71V86L68 88V89H74L73 87H75L76 86V88H77V84L79 85H81L82 84V81L83 82H85L86 80L85 79H87V78H85V79H83L82 80ZM87 77H88V75H87ZM98 78H96L95 77V79H93V81L95 82V81H97L98 79H99V77L101 78V75L100 76H97ZM109 75L107 76V77H102V78H104V80H106V78H107V80H110L109 78ZM241 77H242V75H241ZM90 78V77H89ZM88 78V79H89ZM125 78V77H124ZM149 78V77H148ZM185 78V77H184ZM260 78V77H259ZM258 78V79H259ZM43 79V78H42ZM87 79V82L90 80V82H91V79H89L88 80ZM113 78H111V82H113V80H112ZM158 79V78H157ZM180 80H183V79H181V78H179ZM186 79V78H185ZM257 79V81H255V82H259L260 80H258ZM260 79H263V80H261V82L263 83V81H264V78L262 77V78H260ZM85 80V81H84ZM117 80H119V79H117ZM117 80H115V82L117 81ZM160 80H163V79H160ZM171 80V79H170ZM170 80H167V81H170ZM234 80V79H233ZM28 81H29V79H28ZM235 82H233V85L231 84V87L233 86V88L235 87L234 85H236L237 86V81L236 80H234ZM251 81V82H250ZM87 82H85V84H84V86L85 87H87V89L89 88V83L90 82H88V84L86 85V83ZM98 82V85L100 84L99 83V81H97ZM110 82V83H111ZM123 82V81H122ZM129 82V81H128ZM128 82H126V83H128ZM132 82V81H131ZM165 82V81H164ZM66 83V82H65ZM107 83H109V82H107ZM109 83V84H110ZM119 83H120V81H119ZM169 83V82H168ZM235 83V84H234ZM94 84V83H93ZM93 84H91V86H90V89H91V87H92V85ZM106 84V83H105ZM104 84V85H105ZM109 84H107V85H109ZM113 84H115V83H113ZM130 83H128L127 84V86L129 85ZM134 84V83H133ZM246 84V83H245ZM247 84V85H248ZM259 84H261V83H259ZM72 85H73V87H72ZM75 85V86H74ZM102 85V84H101ZM123 85V84H122ZM122 85L120 86V88L122 87ZM130 85H132V84H130ZM130 85L128 86V88H129V90H131L130 89ZM238 85H241L240 83H238ZM244 85V84H243ZM243 85H241V86H243ZM247 85H245L244 86V88L246 89V91H244L243 89H241V88H243V87H241V86H237L239 89H237V90H241L242 92H239V94L241 95L242 94V96L243 97H246V96H252L253 95V97H254V95H257L256 94V92H255V90L257 91V93H259L258 92V90L255 88V84L253 85L254 86V89L252 90V92H251V89H250V87L249 88H247L246 86ZM263 85H264V83H263ZM29 86V85H28ZM83 86V85H82ZM97 86V84L95 83V86L93 85V87H95V88H97L96 87ZM134 86H137L136 84L134 85ZM229 85H227V87H228ZM251 87H252V84L250 85ZM36 87L38 88V89H40L41 90V92L43 93H41L42 95H44L45 97H43V98H40V100L42 101V103H44V107H45V105L46 104H48V106H47V108L45 107H43V105L41 106V105H39L40 104V102H39V104H36V103H38V102H36L35 103V99H33L32 98V101L34 100V102H32L33 103V107L32 108H34L35 109V114H31L32 115V117H34V118H32L33 120L35 119V117H36V119L37 120H41L42 119V117H44L43 116V114L45 113V109L47 110L46 111V115L47 116H49V118L51 117V115H53V116H55V115H57V112L59 111V107H60V110L63 112V114H65L67 117H68V110L70 109V107H69V105H67L66 104V102H63V103H65L66 105H64V104H62V103H59V102H61V101H65V100H69V101H73V100H75V98L76 97H74V96H76V94H73V91H65V90H68V89H65V88H63L62 86H61V84L60 83H58V82H55L54 81V79L52 80V81H49V82H47V83H45L44 81H40L37 85H36ZM66 87H67V85H66ZM80 87V86H79ZM78 87V88H79ZM92 87V88H93ZM100 87V86H99ZM103 86H101L100 88H102ZM166 87V86H165ZM226 87V86H225ZM230 87V86H229ZM231 87H230V89H231ZM237 87H235V88H237ZM126 85L124 84V89L126 90ZM127 88V89H128ZM131 88H132V86H131ZM156 88V87H155ZM258 88V87H257ZM24 89V88H23ZM32 89H34V85H33V88ZM65 89V90H64ZM98 89V88H97ZM103 89V88H102ZM107 89V88H106ZM110 89V88H109ZM137 89H138V87H137ZM247 89H249V90H247ZM21 89H19V91H20ZM39 90V91H40ZM108 90V89H107ZM128 90V91H129ZM226 90H228V88L226 89ZM235 90V89H234ZM228 90V93H230L229 91H231V92H236L237 90ZM23 91V90H22ZM75 92H76V90H74ZM84 91V90H83ZM99 91V90H98ZM109 91V90H108ZM111 91H112V88H111ZM127 91V90H126ZM126 92V93H129V92ZM222 91V90H221ZM223 91H225V90H223ZM251 92V93H249L250 95H246V93H248V92ZM253 91H254V93H253ZM64 92H67V93H64ZM71 92H72V94L74 95V96H72L71 95ZM103 92L105 93V90H103ZM107 92V91H106ZM125 93V91H122L121 93ZM238 92V91H237ZM243 92H244V94H243ZM246 92V93H245ZM20 93H21V91H20ZM39 93V92H38ZM51 93H54L53 94V96H52V94ZM56 93H59V95H57ZM99 93H101V91L100 92H98V95H99ZM149 93V92H148ZM227 93V92H226ZM227 93V94H228ZM22 94V93H21ZM51 94V95H50ZM154 94V93H153ZM184 94V93H183ZM217 94V93H216ZM227 94H224V95H221L220 96V98H222L223 96H225V95H227ZM237 94L238 93H235V95L236 96H234L233 95V93H231V95L229 94V95H227V96H233V97H236L237 98ZM260 94V93H259ZM259 94L257 95V96H255L254 97V99L255 98H258L259 99ZM261 94H262V92H261ZM50 95V96H49ZM101 95H106V94H100L99 96H101ZM109 95H111V93L109 94ZM117 95V94H116ZM120 95H122L121 96V98L123 99V95L124 94H118L117 96H115V97H118V96H120ZM126 95V94H125ZM124 95V96H125ZM130 95V94H129ZM151 95H152V93H151ZM158 95V94H157ZM179 95V94H178ZM219 95V94H218ZM22 96V95H21ZM90 96H92V95H90ZM89 96V97H90ZM99 96L97 97V98H92V97H90V98H92V99H97V103L98 102H101V99L103 98V97H101V99L99 98ZM213 96V95H212ZM239 96V95H238ZM263 96V95H262ZM113 98L114 100H116V99H119V98ZM146 97V96H145ZM177 97V96H176ZM201 97V96H200ZM199 97V98H200ZM216 97V96H215ZM226 97V96H225ZM225 97H223L224 99H225ZM232 97V98H233ZM241 96H239V98H240ZM130 98V97H129ZM131 98H133V97H131ZM130 98V99H131ZM170 98V97H169ZM173 98V97H172ZM175 98V97H174ZM203 98V97H202ZM202 98H200V99H202ZM228 98V97H227ZM230 98V97H229ZM231 98V99H232ZM247 98V97H246ZM10 100H11V98H9ZM92 99H90V101H92ZM98 99H100V101H98ZM112 99V100H113ZM124 99H125V97H124ZM144 99V98H143ZM177 99V98H176ZM214 99H216V98H214ZM230 99V100H231ZM258 99H255V100H258ZM262 99H264L263 97H262ZM79 100H80V98H79ZM82 100V99H81ZM95 100L93 101V102H95ZM111 100V99H110ZM110 100H108V101H110ZM111 100V101H112ZM125 100H127V99H125ZM124 100V101H125ZM133 99H131V101H132ZM180 100V99H179ZM218 100H220V99H218ZM9 101V100H8ZM12 101H14L13 99H12ZM59 101V102H58ZM86 101V100H85ZM119 102V100H116L115 102ZM133 101H137V100H135V98H134V100ZM132 101V102H133ZM158 101V100H157ZM177 101V100H176ZM248 101V100H247ZM254 101V100H253ZM259 101V100H258ZM10 102V101H9ZM56 102V104H58L57 106H54V103ZM77 102V101H76ZM87 102H89V100L87 101ZM95 102V103H96ZM112 102H114V101H112ZM114 102V103H115ZM117 102V103H118ZM178 102V101H177ZM8 103V102H7ZM7 103H6V105H7ZM41 103V104H42ZM84 103H86V102H84ZM84 103H83V105H84ZM90 103V102H89ZM108 103V102H107ZM121 103V102H120ZM203 103V102H202ZM212 103H214V102H212ZM254 103V102H253ZM60 104H62V106H60ZM103 104V103H102ZM155 104V103H154ZM211 104V103H210ZM64 105V106H63ZM114 105V104H113ZM118 105V104H117ZM126 105V104H125ZM152 105V104H151ZM30 106H32V104L30 105ZM86 106V105H85ZM94 106V105H93ZM97 106H98V104H97ZM97 106H95L94 108H97ZM115 106H116V104H115ZM119 106V105H118ZM160 106V105H159ZM222 106V105H221ZM25 107V106H24ZM100 107V106H99ZM98 107V108H99ZM103 107H105V106H103ZM126 107V106H125ZM124 107V108H125ZM155 107H157V106H155ZM214 107V106H213ZM29 108V107H28ZM93 108V109H94ZM112 108V107H111ZM120 108H122L121 107V105H120V107L119 108H116V107H113L112 109H115V111H113L114 113H116L117 111L116 110H121L122 111V109H120ZM124 108H123V110H124ZM1 109H3V108H1ZM1 109H0V111H1ZM92 109V110H93ZM150 109H156L155 110V112H156V115H157V112L159 111L160 112V110H158L157 108H154V107H152V108H150ZM160 109V108H159ZM193 109V108H192ZM205 109H206V107H205ZM204 109V110H205ZM79 110V109H78ZM91 110V109H90ZM91 110V111H92ZM97 110V109H96ZM105 110V109H104ZM103 110V111H104ZM107 110V109H106ZM106 110H105V112H106ZM154 110H152V111H154ZM158 110V111H157ZM163 110V109H162ZM161 110V111H162ZM193 110H195V109H193ZM197 110V109H196ZM61 111H59V112H61ZM91 111L89 112V115H90V113H91ZM121 111H120V113H121ZM150 111V110H149ZM147 112V113H152V112ZM200 112L201 111H203L202 109L201 110H199ZM5 112V111H4ZM65 112V113H64ZM76 112H77V110H76ZM83 112V111H82ZM92 112H95L94 114L96 115V116H98L99 117V115L101 114L102 115V113H100L99 112V110H97V112L94 110V111H92ZM102 112V111H101ZM163 112V111H162ZM165 112H166V110H165ZM199 112V113H200ZM12 113V112H11ZM56 113V114H55ZM97 113V114H96ZM99 113V114H98ZM111 113H112V111H111ZM117 113H119V112H117ZM154 113V112H153ZM152 113V114H153ZM196 113V112H195ZM198 113V111H197V114H195V116L196 117H193V118H191L192 117V115L191 116H188L187 118H186V116H184V118H185V121L187 120L188 122V124H190L191 122H194V124L196 125V124H198L197 122H198V120L200 121V120H204V119H206L205 117H201V119H196L197 117H200L199 114ZM202 113H204V112H202ZM2 114V113H1ZM59 114H62V113H59ZM59 114L57 115V117L59 118L60 116H59ZM62 114V116H65V115H63ZM72 115V114H71ZM81 115V114H80ZM79 115V116H80ZM86 115V114H85ZM100 115V116H101ZM144 115H146V113L144 114ZM151 115V114H150ZM159 115V114H158ZM204 116L206 115V113H204L203 114ZM213 115V114H212ZM3 116V115H2ZM86 116H88V115H86ZM92 116H93V114H92ZM109 116V115H108ZM147 116H149V115H147ZM153 117H151V119L152 118H154V121L153 120H151L152 121V123L151 124H153V122H155V120L157 121V120H159V117H158V119H155L156 118V116L154 117V115H152ZM66 117V118H67ZM77 116H75V117H73V118H76ZM81 117V116H80ZM82 117H83V115H82ZM81 117V118H82ZM104 117V116H103ZM114 117V116H113ZM144 117H146V116H144ZM182 117V116H181ZM211 117V116H210ZM45 118H46V116H45ZM55 118V117H54ZM62 118V117H61ZM60 118V119H61ZM86 118V117H85ZM83 119V121L84 120H86V119ZM92 117H90L89 118V121H91L90 119H91ZM96 118V117H95ZM95 118H93L92 119V121L95 119ZM117 118V117H116ZM121 118V117H120ZM164 118L166 119L167 118V116H162V120H164ZM169 118V117H168ZM183 117L181 118V120L180 119H178V121L179 122H175V121H177V119L175 120V119H172V121L170 120V121H167V119H166V121L164 122H161V124H160V122L158 123V121L157 122H155V123H157L158 125L156 126V124H155V126H156V131L154 130V128L152 129V130H154L155 132H152L151 133V135H153V133H156L157 135H155V136H158L159 135V138H158V141H163V139L162 140H160V136H161V138L163 137L162 135H164V138H165V136L167 137V135H171L172 134V132L173 131H176L177 129H178V125H179V123H181L183 120L182 119H184ZM31 120V116H30V118H28V120ZM97 119V118H96ZM95 119V120H96ZM101 119V118H100ZM139 119H141V118H139ZM147 119V117L145 118V123H146V121L148 120H146ZM161 119V118H160ZM170 119H171V117H170ZM27 120V119H26ZM29 120V121H30ZM32 120V121H33ZM51 120V119H50ZM53 120H55V119H53ZM65 120V122H67L68 120H70V119H68L67 121H66V119L63 117V121ZM74 121H76L77 122V120H78V117H77V119H73ZM81 120V119H80ZM99 120V119H98ZM105 120V119H104ZM124 120H126V119H124ZM161 120V121H162ZM175 120V121H174ZM193 120H197L196 122L195 121H193ZM59 121V120H58ZM82 121V122H83ZM100 121V120H99ZM102 121V120H101ZM110 121V120H109ZM181 121V122H180ZM184 121V122H185ZM190 121V122H189ZM207 121V120H206ZM23 122V121H22ZM26 122H28V121H24L23 123H26ZM31 122V121H30ZM34 122V121H33ZM33 122H31V123H33ZM73 124H74V122L73 121H71ZM71 122H67V123H71ZM79 122H81V121H79ZM81 122V123H82ZM107 122V121H106ZM141 123L143 122V120L142 121H140ZM201 122V121H200ZM219 122V121H218ZM22 123V124H23ZM88 123V122H87ZM93 123V122H92ZM105 123V122H104ZM119 124H122L123 122H118ZM137 123V122H136ZM27 124V123H26ZM35 124V123H34ZM41 124V123H40ZM61 124V123H60ZM80 124V123H79ZM107 124V123H106ZM114 124V123H113ZM124 124V123H123ZM122 124V129H123V127L125 126V125H123ZM147 124H149V123H147ZM146 124V125H147ZM153 124V125H154ZM183 124V123H182ZM188 124H187V126H188ZM199 124H201V123H199ZM220 124V123H219ZM225 124V123H224ZM28 125V124H27ZM30 125V124H29ZM54 125V124H53ZM56 125V124H55ZM93 125V124H92ZM127 125V124H126ZM132 125V124H131ZM140 125V124H139ZM144 125V124H143ZM153 125H151V126H153ZM192 125H193V123H192ZM215 126L214 127H216L217 125L216 124H214ZM222 125V124H221ZM221 125H219V126H221ZM22 126H24V125H22ZM32 126V125H31ZM30 126V127H31ZM39 126V125H38ZM41 126V125H40ZM39 126V127H40ZM51 126H52V124H51ZM67 126V125H66ZM66 126H65V129H67L66 128ZM72 126V125H71ZM128 126V128H129V125H127ZM141 126V125H140ZM139 126V127H140ZM147 126H149V125H147ZM190 126H191V124H190ZM225 126V125H224ZM223 125L221 126V127H223L222 128V130L224 131H227V133H232L231 131V129L230 128H228L227 129V127L225 128ZM239 126H241V125H239ZM21 127V126H20ZM77 127V126H76ZM79 127H80V125H79ZM108 127V126H107ZM117 127V126H116ZM118 127H120V125L118 126ZM117 127V128H118ZM121 127L120 128H118L119 129V131H118V129H117V131L118 132H122L123 133V130H124V132H125V129H121ZM134 127V126H133ZM132 127V128H133ZM138 127V126H137ZM137 127L135 128V132H136V134L139 132V130H136L137 129ZM145 127V126H144ZM183 127H185V125L183 126ZM213 127V126H212ZM218 127V126H217ZM216 127V128H217ZM245 127V126H244ZM23 128V127H22ZM38 128V127H37ZM47 128V127H46ZM82 128V127H81ZM80 128V129H81ZM106 128V127H105ZM108 128H110V127H108ZM130 128H131V126H130ZM129 128V129H130ZM130 129V130H132V132H133V129ZM140 128H143V126H141ZM145 128H147V127H145ZM145 128H143L144 130H145ZM225 128V129H224ZM41 129V128H40ZM69 129V128H68ZM72 129H74V128H71V130ZM111 129V128H110ZM120 129H121V131H120ZM127 129V128H126ZM129 129H128V132H130V133H128V134H123V135H131L132 133H131V131H129ZM142 129V130H143ZM148 129V128H147ZM181 129V128H180ZM219 129V127L217 128V130ZM227 129V130H226ZM238 129V128H237ZM19 131H20V129H18ZM112 130V129H111ZM141 130V131H142ZM144 130H143V132H144ZM149 131H151L150 129H148ZM179 130V129H178ZM177 130V131H178ZM210 130H211V128H210ZM213 130V132H220V131H215V129H212ZM211 130V131H212ZM220 130V129H219ZM238 130H240V129H238ZM238 130H237V132H238ZM63 131V130H62ZM68 131V130H67ZM105 131H107V129H105ZM116 131V132H117ZM210 131V132H211ZM230 131V132H229ZM102 132V131H101ZM109 132V134L112 132H110V131H108ZM116 132H115V134H114V136L115 135H117V139L115 140V138L111 135V134H113V132L109 135V137L110 138H106L107 140L108 139H110L109 141H111V142H107V143H105L106 142V140H104L105 139V137L103 138V136H102V138L103 139H100V138H98L97 137V141L96 142H98V143H100L99 142V139H100V141H104V142H101V146H99L98 145V143H96V142H94L93 140H94V138H92L93 140H90V141H92L93 143H96L97 145L96 146H93V145H91L92 143L90 142V141H85V142H87V145L86 146H83V147H81V145H82V143H83V145L85 144L84 142H82L80 145H77L78 146V148H75V149H77V151H75V149L73 150V151H75V153H69V152H66V151H70V150H67L69 147V145L67 146V148L66 149H64L65 150V153H63V154H61L62 153V151H64V150H62L61 151V153H59V154H61L59 157L57 156L55 159H57L55 162H57V166L56 165H54V166H56L55 168H46V169H48V171H45L44 170V172L42 171V168L41 167H34V168H32V172H34V171H38L37 172V176H42L43 174V176H45V179L47 180L48 179V181L50 182V180H51V182L53 181H57V180H55V179H58V178H55L57 175H59V177H60V179H59V181L58 182H54V185H55V183H59V182H61V184H59L60 186H61V188H60V186H59V189H63L62 188V180L64 181V182H66V183H64L65 185H66V187L68 188V187H70V186H74V185H76V184H74L73 185V183H75L77 180H78V175L80 174V173H83V172H81V171H79V170H81L82 169V171H87V170H90L89 172L91 173V172H96V168L98 167V166H100V168H101V166H103V165H108V168L110 167L111 168V170H109V172H111L112 171V165H114L115 163H114V161H116L114 158H115V156H118L119 157V154H124V152H121V153H119V151H120V149H119V147L120 146H122L121 147V149L123 148V149H125V154L124 155H127L128 156V158L131 160V161H134L135 162V160L136 161H138L139 160V158L141 159V157H140V155H141V153H143L144 154V151H147L146 149H144V151H142V147H141V149L140 148H138L137 146L135 147V148H138V150H131V147L133 146H131V145H128V141L126 142L125 140H122L121 141V143H119L117 140H120L121 138H118V137H120L121 135V133H118V134H116ZM146 132L148 133H145L146 134V136H145V134H143L144 136H145V138L146 137H149L148 135H150V133L146 130ZM179 132V131H178ZM204 132V131H203ZM202 132V133H203ZM210 132H208L209 133V135H210ZM234 132H235V130H234ZM66 133V132H65ZM82 133V132H81ZM104 133V132H103ZM103 133H101V134H103ZM134 133V132H133ZM141 133V132H140ZM201 132H199V134H200ZM214 133V134H215ZM221 133H222V131H221ZM220 133V134H221ZM5 134H8V132H3V133H0V137L1 136H3V135H5ZM12 134V133H11ZM14 134V133H13ZM56 134V133H55ZM83 134H84V132H83ZM106 134V133H105ZM135 134V133H134ZM139 134V133H138ZM206 134H207V131H206ZM214 134L212 133V135H210V136H214ZM223 134H226V132L225 133H223ZM222 134V135H223ZM261 134V133H260ZM16 135V134H15ZM57 135V134H56ZM67 135V134H66ZM73 135V134H72ZM77 135V134H76ZM79 135V134H78ZM98 135V134H97ZM104 135V134H103ZM108 135H104V136H106V137H108ZM120 135V136H119ZM121 136L122 138L124 137V136ZM130 135L128 136V137H130ZM133 135V134H132ZM140 135V134H139ZM197 135H198V133H197ZM202 135V134H201ZM203 135H205V134H203ZM227 135V134H226ZM264 135V134H263ZM8 136V135H7ZM20 136V135H19ZM63 136H65V135H63ZM134 136V135H133ZM142 136V135H141ZM144 136H142V137H144ZM155 136H153V137H155ZM216 136H217V134H216ZM216 136H214V137H216ZM224 136V135H223ZM99 137H100V135H99ZM116 137V136H115ZM126 137V136H125ZM136 137H138V136H136ZM153 137H152V139H153ZM168 137H170V136H168ZM212 137H210V138H212ZM229 137V136H228ZM260 137H263V136H259V138ZM17 138H18V136H17ZM62 138V137H61ZM82 137H80V139H81ZM85 138V137H84ZM111 138L112 139H114L113 141L114 142H112V140H111ZM244 138V137H243ZM3 139V138H2ZM16 139V138H15ZM64 139V138H63ZM79 139V140H80ZM125 139V138H124ZM128 139V138H127ZM138 139H140V136H139V138ZM137 139V140H138ZM149 139V138H148ZM157 139V138H156ZM152 140L153 141V143H151V144H154L157 140ZM249 139V138H248ZM264 139V138H263ZM1 140V139H0ZM4 140V139H3ZM65 140V139H64ZM78 140V139H77ZM84 140V139H83ZM82 140V141H83ZM130 140V139H129ZM144 139H140V141H141V143H143V142H147V138L145 139V141H143ZM168 139H166V141H167ZM181 140V139H180ZM215 140V139H214ZM255 140V139H254ZM253 140V141H254ZM262 140V139H261ZM11 141V140H10ZM14 142H16V140H13ZM13 141H11V142H13ZM24 141V140H23ZM60 141V140H59ZM61 141H62V139H61ZM116 141L120 144H118L117 145V143H116ZM150 141H151V138H150ZM244 141H246V140H244ZM258 141V140H257ZM256 141V142H257ZM13 142V143H14ZM21 142V141H20ZM20 142H18V144L20 145V146H22V144H20ZM77 142H79V141H77ZM145 142V144H146V146H152V145H150V143L148 142V144ZM213 142V141H212ZM252 142V141H251ZM256 142H253V143H256ZM5 143H7V142H5ZM60 143V142H59ZM80 143V142H79ZM107 144V145H105V144ZM116 143V144H115ZM138 143H139V141H138ZM157 144L158 143H160V142H156ZM208 143H210V142H208ZM248 143V142H247ZM246 143V144H247ZM250 143V142H249ZM12 144V143H11ZM76 144V143H75ZM130 144H133V141L130 143ZM144 144V143H143ZM161 144H163V143H161ZM242 144H244V143H241V145ZM257 144V143H256ZM6 145V144H5ZM5 145H4V147H5ZM7 145H8V143H7ZM15 145V144H14ZM116 145L117 146H119V147H116ZM245 145V144H244ZM251 145H252V143H251ZM261 145V144H260ZM9 146V145H8ZM10 146H12V145H10ZM18 146V145H17ZM76 146V147H77ZM79 146H80V148H79ZM128 146H130V148L128 147ZM148 146V147H149ZM155 146V145H154ZM248 146H249V144H248ZM253 147H254V151L253 152H255V149H257V148H259L258 146H256L257 148H255V144H253L252 145ZM73 147H75V146H73ZM156 147V146H155ZM186 147V146H185ZM219 147V146H218ZM251 147V146H250ZM6 148H7V146H6ZM5 148V149H6ZM10 148V147H9ZM8 148V149H9ZM118 148V149H117ZM130 149V150H128V149ZM133 148V147H132ZM134 148V149H135ZM158 148V147H157ZM261 148H263L262 146H261ZM13 149V148H12ZM17 149H18V147H17ZM159 149V148H158ZM190 149V148H189ZM195 149V148H194ZM198 149V148H197ZM216 149V148H215ZM248 149H250V148H248ZM260 149V148H259ZM264 149V148H263ZM4 150V149H3ZM56 150V149H55ZM55 150H52V152L53 151H55ZM71 150H72V148H71ZM223 150V149H222ZM222 150H220V151H222ZM253 150V149H252ZM122 151H124V150H122ZM159 151H161V150H158V152ZM168 151H170L169 149H168ZM238 151V150H237ZM248 151V150H247ZM258 151H261V152H263V150H258ZM3 152V151H2ZM2 152H1V154H2ZM4 152H6V151H4ZM4 152H3V154H4ZM12 152V151H11ZM157 152V153H158ZM194 152V151H193ZM216 152H218V151H216ZM257 152V151H256ZM16 153V152H15ZM119 153V154H118ZM152 153V152H151ZM156 152H155V154H157ZM160 153V152H159ZM163 153V152H162ZM170 153V152H169ZM191 153V152H190ZM264 153V152H263ZM262 153V154H263ZM2 154V155H3ZM7 154H8V152H7ZM7 154L5 153V157L7 156ZM56 154V153H55ZM69 154V155H68ZM117 154V155H116ZM154 154V153H153ZM185 154V153H184ZM217 154V153H216ZM249 154H250V152H249ZM255 154V153H254ZM253 154V155H254ZM256 154H258V152L256 153ZM124 155H122V157L123 158H125V156ZM160 155V154H159ZM162 155V154H161ZM165 155H167V153H165ZM187 155V154H186ZM252 155V153L250 154V156ZM151 156V155H150ZM168 156V155H167ZM257 156H259V155H257ZM5 157H4V159H5ZM10 157V156H9ZM23 157V156H22ZM121 157V158H122ZM155 157V156H154ZM162 157V156H161ZM256 157V156H255ZM27 158V157H26ZM123 158H122V160H123ZM127 158V159H128ZM149 158V157H148ZM166 158H168V157H166ZM251 158V157H250ZM249 158V159H250ZM4 159H3V161H4ZM7 159H8V157H7ZM126 159V158H125ZM128 159V160H129ZM152 159V161H153V158H150V160ZM155 159H156V157H155ZM158 159H160V158H158ZM157 159V160H158ZM118 161L120 160L121 161V159H117ZM129 160V164L130 165H128L129 167V172H130V170H132V169H130V166H131V161ZM164 159H162V161H163ZM244 160V159H243ZM251 160V159H250ZM255 160V159H254ZM2 161V160H1ZM28 161V160H27ZM142 161V160H141ZM149 161V160H148ZM147 161V162H148ZM158 161H161V160H158ZM158 161H157V163H158ZM32 162V161H31ZM53 162V161H52ZM124 161H122V163H123ZM140 162V161H139ZM241 162V161H240ZM256 162V161H255ZM8 163V162H7ZM121 163V162H120ZM119 163V165H122L123 166V164H120ZM125 163H126V160H125ZM124 163V164H125ZM138 163V162H137ZM150 162H148V164H149ZM247 163V162H246ZM245 163V164H246ZM1 164V163H0ZM3 164V163H2ZM6 164V163H5ZM34 164V163H33ZM53 164H56V163H53ZM144 164V163H143ZM147 164V165H148ZM152 164V163H151ZM164 164V163H163ZM7 165V164H6ZM110 165V166H109ZM126 165H127V163H126ZM125 165V166H126ZM133 165H135V163L133 164ZM137 165V164H136ZM241 165V164H240ZM11 166V165H10ZM9 166V167H10ZM45 166V165H44ZM114 166H116V168L118 167V165H114ZM138 166V165H137ZM140 166V165H139ZM145 166H146V164H145ZM236 166V165H235ZM249 166V165H248ZM5 167H7V166H5ZM49 167H53V165L52 166H49ZM81 169H80V168ZM96 167V168H95ZM104 167V166H103ZM103 167H102V169H103ZM119 167H120V170H119ZM118 167V169L117 170H113L114 172H112V174H113V176L112 175H110V177H115V176H117V175H115L114 176V173L116 174L118 171H120L119 172V175L122 173V174H124L123 172H121V166H119ZM127 167V166H126ZM136 167V166H135ZM45 167H43V169H44ZM92 168H95V169H93V171H92ZM107 168V166L105 167V169ZM107 168V169H108ZM109 168V169H110ZM123 168H124V166H123ZM122 168V169H123ZM131 168H133V167H131ZM140 169H141V166L139 167ZM13 169H14V167L13 168H8L7 167V169L5 170V175H4V180L2 181V182H0V193H2V194H5V195H7V194H9V196H11V194L13 193H19L18 191H23V189L22 188H20L21 186H23L22 184H25V182H24V180L22 181V179L21 180H18V178H17V176L14 178L13 176H14V174L17 172V171H19L20 169H18V168H15L16 170H15V172L13 171ZM31 169V167L29 168V170ZM40 169H41V172H43V174H41V172H40ZM99 169V168H98ZM97 169V170H98ZM127 168H125V170H126ZM78 170V171H77ZM128 170V169H127ZM135 169H133L132 171H134ZM139 170V169H138ZM143 170V169H142ZM122 171H124V170H122ZM131 171V173H133ZM141 170H139V172H140ZM259 171V170H258ZM3 172V171H2ZM22 172V170L20 171V172H18V174H19V176H20V173ZM79 172V174H77ZM137 172V171H136ZM142 172V171H141ZM140 172V173H141ZM261 172V171H260ZM35 173V172H34ZM40 173V174H39ZM131 173L129 174L128 172L126 173V175L128 174V176H124V179L125 180H131V179H134L133 178V176L131 177V179H130V175H131ZM151 173V172H150ZM4 174V173H3ZM17 174V173H16ZM91 174H94V173H91ZM90 174V175H91ZM176 174V173H175ZM23 175V174H22ZM22 175L20 176V177H22ZM84 175V173L81 175V177ZM90 175H88L87 177H89ZM134 175H135V172H134ZM137 175H138V173H137ZM161 175V174H160ZM18 176V177H19ZM92 176V175H91ZM169 176V175H168ZM58 177V176H57ZM62 177V178H61ZM80 177V176H79ZM12 178H14L15 180H16V178H17V180L15 181V180H13ZM42 178V177H41ZM40 178V179H41ZM108 178H109V176H108ZM107 178V179H108ZM122 178V177H121ZM120 178V179H121ZM127 178V179H126ZM141 178V177H140ZM20 179V178H19ZM62 179V180H61ZM88 179V178H87ZM93 179V178H92ZM106 179V186L108 187V185H107V183H108V180ZM110 179V178H109ZM135 179H137L136 177H135ZM158 179H159V177H158ZM86 180V179H85ZM125 180H123L124 182H126ZM144 180V179H143ZM240 180V179H239ZM112 181H113V179H112ZM159 181H160V179H159ZM84 182V181H83ZM88 181L86 180V183H87ZM109 182H111V181H109ZM130 181H128V183H129ZM131 182H133V180L131 181ZM240 182V181H239ZM90 183V182H89ZM105 183V182H104ZM102 184V187H104V185L105 184ZM112 183V182H111ZM123 183V182H122ZM63 184V185H64ZM80 184V183H79ZM101 184V183H100ZM99 184V185H100ZM130 184H132V183H130ZM27 185V184H26ZM46 185H47V183H46ZM53 185V184H52ZM58 185V184H57ZM56 185V186H57ZM88 185V184H87ZM117 185V184H116ZM126 185H128V184H126ZM145 185V184H144ZM25 186V185H24ZM49 186V185H48ZM77 186V185H76ZM75 186V187H76ZM85 186V185H84ZM88 186H90V187H87V189L88 188H92L93 189V187L91 186V184H89ZM110 186V185H109ZM75 187H73L72 189H74ZM78 187V186H77ZM76 187V188H77ZM82 187V186H81ZM101 187V185L99 186V188L101 189L102 188ZM136 187V186H135ZM253 187V186H252ZM257 187H260V186H256V187H253V189H254V191H256V189L255 188H257ZM20 188V189H19ZM24 188V187H23ZM83 188H85L86 189V187H83ZM95 189H97L98 190V185H95V187H94ZM105 188V187H104ZM140 188V187H139ZM138 188V189H139ZM245 188V187H244ZM244 188H243V190H241V188L239 189V190H241V191H244ZM247 188H248V186H247ZM249 188H251V187H249ZM247 189V190H250V189ZM263 188V187H262ZM22 189V190H21ZM72 189H71V191H72ZM82 189V188H81ZM91 189V191H95L94 189L92 190ZM138 189H136V190H138ZM253 189H252V191H253ZM264 189V188H263ZM55 190V189H54ZM84 190V189H83ZM82 190V191H83ZM90 190V189H89ZM89 190H86V192H85V194L81 191V193H83V195H86L87 194V192L88 193H90L89 192ZM145 190V189H144ZM239 190H237V191H239ZM246 190V191H247ZM260 190V189H259ZM59 191V190H58ZM69 191H70V189H69ZM70 191V192H71ZM77 191H79V190H77ZM133 191V190H132ZM140 192L142 191L141 189L139 190ZM237 191L235 192V194H233L234 195V198H233V196H228L230 199L229 200H227V198H226V200L225 201H227L226 202V204H227V207H225L226 205H223V207H222V205L220 204L218 207H217V205H216V203L214 204V206H211V204H210V206H209V204H207V205H204L205 203H203V202H206L207 203V201H198L199 202V205H200V202H201V205H202V203H203V206H202V208L204 209V211H202V209L200 208V206L198 207V208H200V210L197 208V207H195V209L196 210H194V207L192 208V207H188L189 206V204H190V206H191V203L192 202H190L188 205H187V207H188V209H186L185 207L184 208H182V209H186L187 211H185V210H182V214L184 215V216H182V217H184V218H182V217H180L179 215H180V213H179V210H178V212L176 211V212H174L173 211V213L175 214H170L172 217H170L169 216V218H168V220H167V226L165 227V230H163L164 232L162 233V230L160 229V231H161V234H163L164 235V233H165V235L167 234V236L169 235V237L171 236V237H173L172 239L173 240H171V238L169 239V237H168V241H167V243L168 244H170V243H175V245H177V243L178 244H180V241L181 240H183L182 242H186V239H187V236H189L190 234L191 235H193L194 233L196 234V232L197 231H202V229L201 228H207L206 226H208L207 224H209V226H210V224L212 223V224H215L214 226V228L213 229H211V228H209V230L207 229V232H206V234H203V237H201L202 239H204V241L205 240H207V241H205V242H207L206 244H208L209 242H210V244H212L213 246H215L213 243L215 242V244H216V247H213L212 245H210L209 244V246H210V248L211 247H213L214 249L213 250H210L209 249V254L211 253V257L212 258H215V256L216 257H220V256H218V254H213L212 255V253H214V252H212V251H216L217 253H218V249H216L215 250V248H219V250H220V254H221V259L219 258V259H213L212 260V258H210V255L207 257V258H209L210 260H206L204 263H203V259L200 257V255L202 256L204 253L201 251V254L199 253V252H197V253H199V257H200V259H202L201 261H202V263L203 264H264V243H263V241H262V243L263 244H261L260 242V238H262L261 236H258L257 234L258 233H260L261 231H263L264 232V224L261 226V225H259V226H257V225H253L252 223H250V224H246L247 223V221H252V218L253 219H256L257 217H260V216H258V215H262L263 213H264V196H258V198H257V196L256 195H253L254 197H255V200H256V198L258 199L256 202H255V204L253 205V202L255 201L254 200V197H252L251 195H252V193L253 192H251L250 193V191H249V193H250V195H249V193H247V192H239V193H242L243 195H242V197H244V193H245V196L246 197H248V198H251L252 197V200H254V201H252L251 202V204L248 202V204L247 203H240L239 204V202L241 201V202H247V201H245V200H243L242 198H240V196L238 195V193H237ZM73 192H74V190H73ZM75 192H76V190H75ZM99 193H100V190L98 191ZM103 192V191H102ZM136 192V191H135ZM139 192V193H140ZM57 193V192H56ZM59 193H62V191L61 192H59ZM80 193V192H79ZM78 194V198L80 197L79 195H82V194ZM92 194H96L95 192L93 193V192H91ZM247 193V194H246ZM255 194H256V192H254ZM253 193V194H254ZM67 194H68V192H67ZM77 193H75V197H77V195H76ZM98 194V193H97ZM133 194V193H132ZM144 194V193H143ZM62 194H59V196H61ZM100 195V194H99ZM98 195V196H99ZM102 195V194H101ZM134 195V194H133ZM132 195V196H133ZM225 195V194H224ZM229 195H231V194H229ZM236 195V196H235ZM54 196V195H53ZM88 196V195H87ZM90 196H91V194H90ZM94 198H95V196L96 195H92ZM110 196V195H109ZM127 196V195H126ZM223 196V195H222ZM251 196V197H250ZM68 198H70L69 197V194H68V196H67ZM66 197V199H65V197H63V199L64 200H62V201H67V198ZM74 196H73V198H75ZM83 197H85V196H83ZM82 196H81V199L83 198ZM128 197V196H127ZM224 197V196H223ZM223 197H222V199H223ZM235 197L237 198L238 197V199H235ZM73 198L71 197L70 198V201H72L73 200ZM77 198V200L75 201V200H73L72 202H79L78 200H80V198L78 199ZM86 199H88V198H90L89 196H88V198L87 197H85ZM132 198V197H131ZM241 200H240V199ZM62 199V198H61ZM60 199V200H61ZM72 199V200H71ZM86 199H84L85 201H86ZM95 199H98V198H95ZM114 199V198H113ZM206 199V198H205ZM207 199H209V198H207ZM222 199H221V201H222ZM246 199V198H245ZM84 200H83V202H84ZM99 200V199H98ZM97 200V201H98ZM204 200V199H203ZM236 200H237V203H236ZM238 200H240L239 202H238ZM59 201V200H58ZM57 201V202H58ZM61 201V202H62ZM81 201V200H80ZM96 200H94V202H95ZM97 201L95 202V203H97ZM220 201V200H219ZM218 201V202H219ZM250 201H251V199H250ZM68 202V201H67ZM74 202V203H75ZM82 202V201H81ZM112 202V201H111ZM71 203V202H70ZM86 203V202H85ZM84 203V204H85ZM93 203V202H92ZM94 203V204H95ZM194 203V202H193ZM196 203H197V201H196ZM196 203H194V204H196ZM222 204H225V202H221ZM69 204V202L67 203V204H64L65 206L66 205H68ZM73 204V203H72ZM76 204V203H75ZM90 204V203H89ZM194 204H192L193 206H194ZM63 205V204H62ZM78 205H81V204H77V206ZM113 205V204H112ZM112 205H110V206H112ZM115 205V204H114ZM198 205V204H197ZM213 205V204H212ZM75 206V205H74ZM103 206V205H102ZM101 206V207H102ZM204 206H208L209 207V209L207 210L206 208H208V207H204ZM228 206H234L233 207V210L235 209V206L237 207V210H236V213H231V215H233V216H231V217H229V218H226L225 216H223L222 217V215H220V213H222L223 211H222V209H224V211L226 210L225 208H227L228 209ZM85 207V206H84ZM97 207V206H96ZM86 208V207H85ZM103 208V207H102ZM108 208V207H107ZM112 208H114V207H112ZM119 208V207H118ZM197 209H198V211H197ZM205 209H206V211H205ZM231 209V208H230ZM229 209V210H230ZM239 209V210H238ZM90 210H92V207H91V209ZM90 210H89V212H90ZM95 210H99L98 208L97 209H94L93 211H94V213H95ZM235 210H234V212H235ZM185 211V212H184ZM200 211H202L205 215H204V217H201L200 216ZM79 212V211H78ZM84 212V211H83ZM83 212H79V213H77V214H79V215H83V217H84V214H86L87 212L85 211V213L83 214ZM92 212V211H91ZM97 212V211H96ZM124 212V211H123ZM181 212V211H180ZM65 213V212H64ZM98 213V212H97ZM179 215H178V214ZM63 214V213H62ZM74 214V213H73ZM76 214V215H77ZM93 214V213H92ZM96 214V213H95ZM65 214H63V216H64ZM68 215H71V214H68ZM68 215H67V217H66V219H69L68 218ZM79 215H77V216H79ZM81 215V216H82ZM87 215H89V213H87ZM94 215V214H93ZM93 215H91V217L93 216ZM97 215V214H96ZM225 215H227L226 213H225ZM59 216H61V215H59ZM76 216V218L78 219V217ZM80 216V218H82ZM90 216V215H89ZM181 218V219H183V220H180V219H178L179 217ZM229 216V215H228ZM65 217H63L64 219H65ZM75 216L73 215V217H71V218H74ZM85 217H86V215H85ZM94 217V216H93ZM59 218V217H58ZM61 218V217H60ZM62 218V220H64ZM70 218V219H71ZM174 219V220H171L169 223H168V221H169V219ZM83 220H84V218H82ZM86 219H88V218H86ZM85 219V220H86ZM90 219H93V218H90ZM90 219H88V221L86 220L85 221V225L87 224V223H89L90 221H93V220H90ZM179 221H181V224H180V222H177V220ZM58 220H60V219H57V221ZM83 220H82V222H83ZM90 220V221H89ZM122 221H121V223L123 222V219H121ZM51 221H54V219L52 220L51 219ZM67 221V220H66ZM72 221V220H71ZM79 221V220H78ZM127 221V220H126ZM183 221V222H182ZM50 222V221H49ZM65 222V221H64ZM87 222V223H86ZM128 222V221H127ZM175 222H177V223H175ZM60 223V222H59ZM249 223V222H248ZM47 224H49V223H47ZM46 224V225H47ZM58 224V223H57ZM57 224H56V226H57ZM65 224V223H64ZM64 224H63V226H64ZM96 224V223H95ZM120 224V223H119ZM127 224V223H126ZM163 224H166V220H165V222H163ZM175 224H180L179 226L178 225H175ZM59 225V224H58ZM67 225V224H66ZM76 225V224H75ZM84 225V224H83ZM84 225V226H85ZM191 225H193V226H191ZM50 226H51V222H50ZM53 226V225H52ZM52 226H51V228H52ZM55 226V227H56ZM62 226V227H63ZM208 226V227H209ZM213 226V225H212ZM46 227V229H47V226H45ZM54 227V228H55ZM68 227V226H67ZM115 227H117V226H115ZM48 228H50L49 226H48ZM50 228V229H51ZM53 228V229H54ZM58 228V227H57ZM159 228V227H158ZM163 228V227H162ZM45 229V228H44ZM60 229V228H59ZM58 229V230H59ZM64 229V228H63ZM75 229V228H74ZM200 229V230H199ZM49 230V229H48ZM56 230V232H57V229H55ZM55 230H50L48 233H50L51 232V234H53V235H56V234H54L55 232H53V231H55ZM65 230H67L66 228H65ZM138 230V229H137ZM46 231V230H45ZM60 231V230H59ZM159 231V232H160ZM205 231V230H204ZM203 231V232H204ZM53 232V233H52ZM65 232H67V231H65ZM70 232V231H69ZM158 232V233H159ZM47 233V234H48ZM157 233V232H156ZM63 234H64V230H63ZM67 234V233H66ZM43 235V234H42ZM40 236L38 239H41V238H43V236ZM50 235V234H49ZM107 235V234H106ZM159 234H157V236H158ZM205 235V236H204ZM56 236H58V235H56ZM59 236H61L60 234H59ZM157 236H156V238H157ZM160 236V235H159ZM167 236L165 237L164 236V238H167ZM160 237H162V236H160ZM178 237H180L179 239H181V240H178ZM193 237V236H192ZM192 237H190V238H192ZM163 237H162V239H164ZM177 238V239H176ZM186 238V239H185ZM175 239V240H174ZM202 239H200V242H201V240ZM213 239H215L213 242H212V240ZM159 240V239H158ZM165 240H167V239H165ZM165 240H163V242L165 243L166 241ZM177 240V241H176ZM192 241H190L189 239L187 240V241H189V242H191V244H193V245H191L190 243H188L187 245L190 247H195L194 245H196L193 241V238L191 239ZM263 240H264V236H263ZM160 241H161V239H160ZM173 241V242H172ZM175 241V242H174ZM179 241V242H178ZM197 241V240H196ZM199 241V240H198ZM197 241V242H198ZM203 241V240H202ZM216 241L218 242V243H216ZM260 241V242H259ZM170 242V243H169ZM163 243V244H164ZM203 243L204 242H202V247H203ZM261 244V246H260V244ZM152 244V243H151ZM157 244V243H156ZM172 244V246L174 247V248H176L174 245ZM186 244V243H185ZM185 244H182L181 243V245H179V248H181V246H184ZM200 244V243H199ZM205 244V245H206ZM158 245V244H157ZM165 245H167L166 243H165ZM205 245H204V247H205ZM170 246V249L172 248L171 247V245H169ZM169 246H168V248H169ZM186 246V245H185ZM187 246V247H188ZM208 245H206V248H204V249H206L205 250V252L207 251V249L209 248V247H207ZM248 247V250L246 251L247 253L246 254H248L249 252V256H247L244 252H243V254H245L246 256V258L244 259H240V258H238L239 256H238V253H239V251L240 250H244L243 248L244 247ZM190 247V248H191ZM197 247H199V246H197ZM201 247V246H200ZM246 247V248H247ZM167 248V249H168ZM183 248V247H182ZM190 248L189 249H185V250H189L188 252L189 253H191V251H190ZM246 248H245V250H246ZM173 250H176V249H173L172 248V251ZM180 250V252H181V249H179ZM202 250V249H201ZM244 250V251H245ZM171 251V250H170ZM178 251V250H177ZM211 251V252H210ZM249 251V252H248ZM179 252V253H180ZM183 252V251H182ZM196 252V249H195V251H194V248H193V251H192V253L191 254H189V253H187L186 252V256H187V254H189L187 257L191 260V258L195 255V254H197V253H195ZM151 253V252H150ZM173 253H174V258H173V260L175 259L176 260V258H178L179 259V257L180 256H182V255H180V254H178V252H177V256L178 257H176V251H173ZM183 253H185V252H183ZM193 253H195V254H193ZM241 254H242V251L240 252ZM98 254V253H97ZM169 254V253H168ZM192 254H193V256H192ZM219 254V255H220ZM171 255V254H170ZM173 255V254H172ZM171 255V256H172ZM190 255L192 256L191 258H190ZM198 255V254H197ZM205 255H206V253H205ZM225 255V256H224ZM240 255V254H239ZM214 256V257H213ZM241 257H243L242 255H240ZM167 257V256H166ZM184 257V255L182 256V258ZM199 257H198V259H199ZM226 257H228V260H226L225 258ZM187 258V259H188ZM194 258H195V256H194ZM194 258H192L193 260H194ZM205 258V257H204ZM164 259V258H163ZM172 259V258H171ZM171 259H169V261L171 260ZM178 259H177V261H175V262H177L178 263ZM187 260L186 259V257H184L183 259H179L180 261L182 260V262H183V260ZM197 258H195V260H196ZM200 259H199V261H200ZM206 259V258H205ZM204 259V260H205ZM173 260H171V262L173 261ZM192 260V261H193ZM193 261L195 264H200L201 263V261L199 262L198 260L197 261ZM212 260V261H211ZM168 261V262H169ZM180 261H179V263H180ZM188 261V260H187ZM190 262V263H192L193 264V262ZM167 262V261H166ZM175 262H173L174 264H176ZM197 262V263H196ZM163 263H165V262H163ZM170 263V262H169ZM178 263V264H179ZM184 263V262H183ZM188 263V262H187ZM171 264V263H170ZM185 264H186V262H185Z\"/></svg>", "mask_w": 264, "mask_h": 264}]
</instances>
